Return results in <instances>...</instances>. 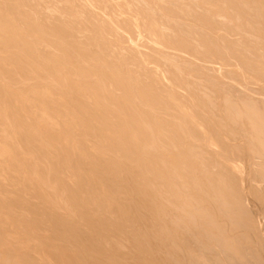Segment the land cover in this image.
<instances>
[{
	"label": "rangeland",
	"instance_id": "rangeland-1",
	"mask_svg": "<svg viewBox=\"0 0 264 264\" xmlns=\"http://www.w3.org/2000/svg\"><path fill=\"white\" fill-rule=\"evenodd\" d=\"M219 1L218 0H0V105H1L0 106V110H1L0 111V148H2V150H4L5 153L9 152L8 154L9 155L11 154L10 156L12 158L10 156L9 157L11 159L8 157L10 160L7 158L8 154H6V158H7L6 161L9 162V164L13 163L12 165L8 164L9 167L12 166V168L8 167L9 168L8 170H7V168H5L6 171L3 170L4 169L3 167L0 168V177H1L0 178V180H1V182H0V185H1L0 186L1 187L0 193L5 195V196H2L0 194V199H1V197H6L7 193H10V195L7 194V197H9V200H7L6 202L3 203V206L5 209L4 208L0 209V216L2 214L3 215L7 214L5 216L2 215V218L4 217L3 219L6 220V218L9 217L10 219L8 218V220H6L7 225L9 223L8 226L12 225V228H13V230H9V232H8L7 230L10 229L11 227L6 226L8 229H4L6 227H4L3 224L2 225L0 224V227L2 229V230L0 229V245H2V246H0V249H1L0 250V264H3V262H4V264H15L17 262L16 260L18 258H19V263H21L20 261L26 260V263L23 262V264H28V263L29 264H46V263L47 264H62V263L63 264H65V263H67V264H72V263L73 264H77V263L81 264L79 261L82 260V258H83L82 256H84L85 252H86L85 255L88 258L87 259L85 258V261L83 258V262H85V263H82V264H92V263L95 264L94 262L102 260L99 258L100 257L99 254L101 255L102 252H104L105 248H106V252L107 251L110 252L109 250L111 249L110 253L112 254L111 256H109L110 254L108 255L109 258L105 257L103 255L104 253L102 254L101 258H103V260L105 258V260H106L105 262L108 261L107 262L108 264H119V261H120V258L118 256L119 252H120V255H121V253H124V256L128 257L130 254V255H134L136 257L137 255L141 254L140 252L143 249L146 251H152L153 250L152 255L153 254L155 255L154 252L156 251L157 254L155 256H158V253H159V258L162 257V254L160 256V253L167 254L164 256H166V258L169 257V259L173 260V258H170V252L172 253L173 249L171 246L169 248V245H171L173 241L172 242L170 241L171 238L168 239L169 237L166 233V229L169 230L170 225L172 226V223H173L172 221L177 220L180 222V224L184 223L182 225H184L185 228L189 229V231L187 230V232L188 233L190 232V233H192V235H195V233H194L195 231H193L194 228L193 229L189 228V227H191V228L193 227V226H191L192 223H191V225H190V223H188V225H186V222H188L187 219H185L186 217H184V219L186 221L181 220V219H183L182 216H184V214H182L181 212L179 214V212H177V211L181 210L180 208H181V205H184L183 204L184 201L185 202L187 201L190 203L195 201V207L199 211L200 210L205 211L207 208L208 210H206V211H208L210 213V209H211V211H212L211 215L213 216V218H216V219L218 217V214L221 213L220 210H222V207H224V204L222 203V201H225V200H223L221 198L220 199L222 201L219 199H216L217 191L220 190L221 192L218 191V192H220V194H222V193L224 194V191H222V189H219V187H216L217 181L214 182L212 179V178H214V177L216 178L218 176L214 173L215 168L218 166L216 164L217 160L215 159V157H217V159L218 158L226 159L229 157L231 158L233 156L232 157L233 159L232 158L231 159L229 158V159L232 162L234 161L233 163L235 165L237 164L236 168H238V170H237V172H238L237 175H239L238 178L243 175L242 177L239 178V179H241L240 181L243 180L242 182H240V184H242V185L239 184L240 185V189H239L240 193L242 192L241 197H243L244 202L246 201L244 204L245 205L247 204L246 205V206H248L247 208L252 211L253 218L255 216V219L257 220V221H255L256 225H257V227L258 226L260 227L259 231H261L259 233H263V234H260V236L263 238L262 241L264 243V231H263V229H264V226H263L264 225V216H263L264 215V208H263L264 207V202H263L264 201V193H263L264 192V181L262 182V180H258L259 178L256 176L257 174H254L255 172L256 173L259 172V171H257L258 169H260V171H263L264 169L262 170L261 167L259 168L258 165L254 162L255 160H252L251 161L252 164H249L250 160L247 159L246 156H241V153H245V151H248V148H246V147H248V145H247V143H244V142H246L245 137L243 138L242 136H240L238 139L239 141L237 139L231 140V138L229 139V136L227 134H223L220 127L216 125V121H217L216 118H218V119H220V118L224 119V117L226 118L227 112H228V111H226L227 110L226 107L229 108V106H231L232 104H235L236 106L244 107L246 105V101H248L247 106H245V108L246 107L247 108L248 107L249 108L250 107L251 108L252 107L253 108H258V107L263 108L262 104L264 103L263 102L264 101V99H263L264 98V89H263L264 88V82H263L264 81V73H263L264 72V36L260 38L259 35L261 36V34H262L260 30H263V28L260 29V27L261 26L264 27V17H263L264 16V6H263L264 1L263 0H241V2L243 4L245 3L244 4L245 6L247 5V7H245V8L243 7V8L246 10L250 9L249 11L252 13L253 17L256 18L255 19L256 21H254L252 19L250 20L251 22H249V24H251V25L253 24L252 26L250 25V30L248 29L249 24H248V22H246L247 18L244 17V14H242L244 12V10L242 11V9H240L241 8L240 4H238L240 7L236 9V7H238V5L236 4L238 0L236 2H235V0H221V2H219ZM239 1H238V3H241ZM246 1L249 3H247ZM251 1H253L252 5H251ZM260 1H262V2H260ZM224 2L226 4H224ZM228 5H230L231 8ZM234 5H235V7H234ZM226 7H228V8H226ZM177 9H178V11H177ZM258 10H260V11H258ZM181 11H183V12H181ZM199 11H200V13H199ZM204 12L209 16H207ZM208 12L209 13L211 12L212 14L211 13L209 14ZM178 13H180V14H178ZM192 14H194V15H192ZM203 14H205V16H202ZM254 14H255V16H254ZM89 16H90V18H89ZM176 16H178V17H176ZM199 16H201L202 18ZM180 17H182V18H180ZM209 17H210V19H209ZM247 21H249V18L247 19ZM261 21H263V22H261ZM259 22H261V23H259ZM177 24H180V25H177ZM207 26H209V27H207ZM227 27H229L230 29ZM251 27L254 30H252ZM191 29L193 30V32H192L193 34L190 33V31H192ZM255 34H257L258 36L257 35L255 36ZM60 35H61V37H60ZM223 36H225V37L223 38ZM253 36H255V37H253ZM256 37H259L260 39L256 38ZM182 38L185 40H183ZM245 39H247V40H245ZM12 40H13V42H12ZM232 41H234V42H232ZM243 41H245L248 45L247 44L245 45L244 44L245 42H243ZM183 42H185L186 44ZM215 42H216V44H215ZM238 42L241 44H239ZM259 42H261V43H259ZM26 43H28V44H26ZM176 43H178V44H176ZM227 43L230 44V47L226 46ZM250 44H252V45H250ZM244 46L245 47L247 46L248 48H245ZM251 46L253 49L251 48ZM30 47H32V48H30ZM231 47L233 48V50H235V52L239 51V49L242 50L244 48V50H242V51H244L242 54L243 55L242 58H240L241 54H240V56L238 54V53H242V51L240 50V52H237L238 55H236V53L232 51ZM21 48H23L24 50L22 49V51H21ZM230 48H231V50H229ZM236 48H237V50H236ZM254 48H256L258 51H254L255 50ZM259 50H260V52H259ZM246 51H247V53H246ZM253 52L254 53L256 52L255 55L260 53L259 55H261V56L260 57H258L259 55L255 56ZM246 54H248V56H246ZM47 55H48V57H47ZM236 56H237V58H236ZM245 57H247L246 59H248V57H250L248 59L249 62L251 60H253L252 62H255V64L251 63V62L250 63L256 65V67L258 65L259 68L258 67L256 68L254 65H249L250 63L248 62V60H247V63H249L248 64L249 66L246 65L245 64L246 59L245 60L243 59ZM261 58H262V60H261ZM57 59H58V61H57ZM239 59H241V60H239ZM242 59H243V61H242ZM254 59H255V61H254ZM50 60H51V62H50ZM63 61H64V63H63ZM242 63H243V65H242ZM76 64H77V66H76ZM250 66L254 67L255 71L253 68L251 69ZM260 67H262L263 69ZM78 68H80V69H78ZM256 69H258L259 71ZM61 70H64L65 72L61 71ZM261 71H263V72H261ZM258 73H259V75H258ZM260 73H261V75H260ZM80 76H82V77H80ZM72 79H74V80H72ZM255 82H257V83H255ZM254 84H256V85H254ZM88 85H89V87H88ZM90 85L92 87H90ZM262 86H263V88H262ZM83 87H85L87 93L85 92V89ZM78 88H79V90H78ZM81 89H83V90H81ZM92 89H94V90H92ZM97 89H98V91H97ZM261 89H262V92H261ZM99 90H101V91H99ZM34 91H36V92H34ZM94 91H95V94L94 93L92 94V92H94ZM259 91H260V93H258ZM28 93H34L35 95L38 96L39 101H40V105H41V107L42 106L44 107V108L42 107V109H44V111H41V109L38 110L36 108H33V106L29 105V103L23 97L24 94H28ZM253 94H255V95H253ZM17 95L18 96L21 95V96L18 97ZM80 95L83 97V100H82V97ZM63 96H65V97L63 98ZM248 96H250V97H248ZM126 97H128V98H126ZM231 97H232V99H231ZM251 97L254 98L255 100L253 101V99ZM44 98H46V99L44 100ZM70 98H72V99H70ZM49 100H50V102H49ZM119 100H121V101H119ZM167 100H168V103H167ZM58 101L60 103H58ZM223 101H226V102H223ZM238 101H241V102H238ZM53 102H56V103H53ZM105 102H107V103H105ZM23 103L25 104V106ZM176 103H178V104H176ZM225 103H227V105ZM224 104H225V106H224ZM238 104H241V105H238ZM250 105H253V106H250ZM64 106H66V108ZM263 106H264V104H263ZM9 108H11V109H9ZM185 108H186V110H185ZM45 109L48 111V113ZM89 109H90V111L92 110L93 112L94 111H96V112L93 113L91 111V114H89L90 113ZM115 109H117V110H115ZM64 110H66V111L64 112ZM85 110H86V113L89 114V116H87V114L84 113ZM104 110H105V112H104ZM6 111H9V112L6 113ZM13 111H14V113H13ZM133 111L135 113H137V111H138V114H137L138 117L136 116V114H132V113H134ZM27 112H28V114H27ZM184 112L188 115L187 118H186V115H184L185 114ZM78 115L80 118L78 117ZM147 115H149L150 117L149 116L147 117ZM219 115H221V116H219ZM53 116H54V118H53ZM102 116H104V117H102ZM222 116H224V117L222 118ZM73 117H74V119H73ZM55 118L57 120H55ZM191 118L194 121H195V119H197L195 122L192 120L193 121L192 123H194L193 125L195 127H197L199 125V123H200V126L205 124V127L203 125L202 128L204 127L203 130L205 129L206 133H205V130L203 131V134L199 133L201 135V136L199 135V138H198V136L194 135L192 132L185 129V128H187V129L189 128V130H190L189 126H191V122L187 119L191 120ZM141 120H142V122H141ZM70 121H71V123H70ZM111 121H112V123H110ZM174 121H175V123H174ZM186 121H187V123H186ZM197 121H200V122L197 123ZM63 122H64V124H63ZM104 122H105V124H104ZM165 122H167V123L165 124ZM201 122H203V123L201 124ZM54 123H56L57 125ZM137 123H138V125H137ZM93 124L95 125V128L93 127L94 126ZM175 124H177V125H175ZM195 124L196 125L198 124V125L196 126ZM144 125H145V127H144ZM38 126H39V128H38ZM123 126H124V128H123ZM141 126H142V128H140ZM215 126H216V129H218V132H220V137H218L217 135L216 136H217V139L221 142V145H219L220 143L217 145V142H216L217 140L215 138L216 136L212 132V131H214ZM134 127L135 128L137 127V128L135 129ZM113 128H116V129L113 130ZM130 128H132V129H130ZM144 128H147L148 131H146L147 129L145 130ZM198 128H199V126H198ZM23 129H24V131H23ZM139 129H141V130H139ZM38 130H39V132H38ZM149 131H151V133ZM186 131H188V132H186ZM80 132H82V133H80ZM41 133H42V135H41ZM107 133H108V135H106ZM140 133H142V135ZM70 134L72 135V137L70 136ZM137 134L139 135V137H137L138 136ZM148 134H150V135H148ZM16 135H18V136H16ZM44 135H46V136H44ZM124 135L126 137H129V138H126ZM133 135H134V137H133ZM156 135H158V136H156ZM212 135H214L215 137H213ZM107 136H108V138H107ZM109 136H110V138H109ZM222 136H223V138L221 139ZM165 137H167V138H165ZM200 137L202 138V140L200 139ZM203 137H205V138H203ZM207 137L210 138V140H212V142L214 141L213 144H215V142H216V144L211 146L212 142H210L209 139L207 140V142H210V143H208L209 144L208 146H210V147H208L207 144H203V142L207 143L206 142ZM58 138H59V140H61V142H59V140H57ZM71 138H72V140H71ZM101 138H103V140H100ZM143 138H146V140ZM174 138H175V140H174ZM224 138H225V142H224ZM3 139H5V140H3ZM14 139L16 141H14ZM73 139L75 140L74 144H77V143L79 144V142H80V145H81V144H83V141H84V144H86V143L89 144V142H90L89 149L87 150L88 152L86 151L84 153L86 156H84V154H83L84 158H83L82 154L79 155L77 153V149H75L76 152L74 153L75 150H73V148L70 147L66 143L69 141L73 142L74 141ZM121 139H122V141H121ZM152 139H153V141H152ZM166 139H167V142L165 141ZM180 139H182V140H180ZM196 139H197V141H198V139H200L201 141L199 140L197 142ZM169 140H171V141H169ZM127 141H128V143H126ZM233 141L236 143H234ZM91 142H92V148H90ZM110 142H111V144H110ZM143 142H145V143H143ZM148 142H150V143H148ZM162 142H163V144H162ZM172 142L175 145L177 144L176 145L177 147L175 145H173ZM188 142L189 143L191 142L190 145ZM200 142H202V143H200ZM228 142H230V143L228 144ZM184 143H185V146H184ZM222 143H223V145H222ZM233 143L235 145H232ZM7 144H9V145H7ZM41 144H43V145H41ZM171 144H172V146H171ZM4 145L9 146V147H5ZM66 145H67V147H66ZM137 145H139V146H137ZM143 145H144V147H143ZM243 145H245L246 147ZM23 146H25V147H23ZM49 146H50V148H49ZM165 146L168 149L165 148ZM196 146H197V148H196ZM214 146H215V148H214ZM129 147H132V148H129ZM180 147L184 148L185 150L181 149ZM235 147H237V148H235ZM240 147H243L242 150ZM7 148H9L8 151H7ZM23 148H24V150H23ZM93 148L94 149L96 148L95 152L90 151V149L92 150ZM100 148L102 151L97 152L98 149L100 150ZM144 148H145V150H143ZM149 148L150 149L152 148V149L150 150ZM94 149H93V151H94ZM189 149H190V151H189ZM46 150H48V151H46ZM210 150L212 151L211 155L209 154L211 152ZM223 150L227 151L228 153L224 152ZM11 151H16V153L11 152ZM186 151L187 152L189 151V152L186 153ZM24 152L26 153L25 155H24ZM102 152H104V153H102ZM213 152H215V153H213ZM12 153H13V155H12ZM27 153H28V155H27ZM33 153L35 154L34 155L35 157L33 156ZM44 153H46V154L44 155ZM49 153L51 155H49ZM56 153L58 154V156ZM76 153H77V156H75ZM89 153H93V154H89ZM105 153L108 155H106ZM225 153H226V156H225ZM14 154H16V155H14ZM87 154L89 157L87 156ZM97 154H98V159L95 160L97 158L96 157ZM109 154H111V155H109ZM162 154H164V155H162ZM170 154L172 155V157ZM174 154L177 156L175 157ZM179 154H180V156H179ZM203 154H205V155H203ZM231 154H232V156H231ZM19 155H20V157L21 156L22 157L20 158ZM52 155H53V157H52ZM78 155L80 157H78ZM94 155H96V156H94ZM102 155H104V157ZM197 155H198V157H197ZM236 155H237V158H236ZM14 156H15V158H14ZM73 156H75V157H73ZM99 156L100 157L102 156L103 158H105L107 156L108 160H106V159L102 160V157H101V160H99L100 159ZM108 156H110V157L108 158ZM168 156H169V158H167ZM181 156L184 158L187 157L188 159L186 158V160L189 161V159H190V161H193L194 164H192L193 162H190V161L189 162L184 161V158H182ZM238 156H239V158H238ZM18 157L20 158V160H22L24 158L23 159L24 161L22 160L24 163H21L22 161L20 162ZM50 157H52V158H50ZM87 157L89 159H87ZM161 157H163V160ZM173 157H175V158H173ZM240 157H245V158H240ZM66 158H67V160H66ZM85 158L87 159V161ZM92 158L93 159L95 158V159L93 160ZM156 158H158L159 161ZM164 158L166 159V161L167 160L168 161L166 162ZM205 158H207V159H205ZM13 159H15V161ZM26 159L29 163L27 161H25ZM32 159H33V161H32ZM50 159H51V161H50ZM171 159H173L174 161ZM196 159H197V161H196ZM200 159L203 161V163ZM71 160H72V162H71ZM48 161H50V162H48ZM100 161L101 162L103 161V163H104V161H106V165L100 164L101 163ZM241 161L245 164H243ZM25 162H27L28 166ZM38 162H40L39 163L40 165L38 164ZM52 162H54V163H52ZM108 162H109V165L107 164ZM159 162H161V163H159ZM196 162H197V164H196ZM214 162L216 165L214 164ZM238 162L240 165H238ZM43 163H45V164H43ZM75 163H77V164H75ZM137 163H138V165H137ZM55 164H56V166H55ZM121 164H123V165H121ZM127 164H128V166H127ZM170 164H171V166H170ZM190 164H192V165H190ZM198 164H199V167H198ZM253 164H254V166H253ZM47 165H49V166H47ZM107 165L110 167L108 168ZM114 165H115V167H114ZM194 165H195V167H193ZM250 165H252V166L250 167ZM63 166H65V167H63ZM176 166H178L179 168ZM200 166L203 168L201 169ZM28 167L30 169H28ZM187 167L192 169L191 171H189L190 173L187 172L188 171ZM196 167H198L200 169L197 168L198 169V171H197ZM210 167L212 168V170ZM254 167H256V168H254ZM257 167H258V169H257ZM21 168L23 169V171ZM205 168H206V171L208 169V172L205 171ZM27 169H28V171H26ZM33 169H34V171H33ZM73 169H75V171ZM108 169H109V171H108ZM183 169L184 170L186 169V170L184 171ZM251 169H253V171ZM36 170L38 172H36ZM83 170H85L86 172ZM176 171H178V172H176ZM195 171H196V173L199 172V174L198 175L196 173L194 174ZM201 171H203L204 176L206 177V180L208 178L207 181L203 180L202 177H204V176L202 175L203 173ZM21 172H22V174H21ZM26 172H29V173H26ZM73 172H74V175H73ZM79 172L80 173L83 172L84 174H80ZM128 172H130V173H128ZM25 173L28 175V177ZM85 173H87V174H85ZM127 173L130 175H128ZM177 173L179 174V177L181 175L180 179L177 178V176H178ZM29 174H30V176H29ZM56 174H58V175H56ZM175 174L177 176H175ZM187 174H188V176H187ZM210 174H212V175H210ZM14 175H15V177H14ZM4 176H6V177H4ZM48 176H50L54 180L52 179L53 180L52 181L51 179H48V178H50ZM54 176H56V177H54ZM84 176H86L88 178H86ZM103 176H104V178H103ZM192 176H193V179H192ZM245 176L247 177V179ZM18 177H19V179H18ZM30 177H34V179L30 178ZM80 177H81V179H80ZM205 177H204V179H205ZM12 178H13V180H12ZM2 179H4V180H2ZM14 179H16V180H14ZM88 179H89V181H87ZM6 180L8 181V183H6L7 182ZM9 180H10V182H9ZM63 180H65V181H63ZM183 180L186 182H184ZM199 180H201V181H199ZM42 181H44V182H42ZM99 181H101L100 185H97V183L99 184ZM195 181H198V182H195ZM203 181L206 183L207 182H210V183L206 184ZM246 181L248 184L246 183ZM248 181H250V182H248ZM12 182H14L16 184H14ZM21 182H22V184L19 185V183H21ZM86 182H88V183H86ZM89 182L93 183V184H90ZM11 183L13 184V186L11 185ZM43 183L45 184L46 187L43 186L44 185ZM64 184H66V185H64ZM71 184H72V186H71ZM9 185H10V187H9ZM21 185H22V187H21ZM40 185H42L41 188H40ZM68 185H69V187H68ZM15 186H17V187H15ZM61 186H62V188H61ZM89 186H91V187H89ZM225 186H226V184H225ZM241 186H243V188ZM13 187H15V188H13ZM96 187H99V188H96ZM66 188H67V191H66ZM86 188H88V190H86ZM122 188H123V190H122ZM25 189L26 190L28 189V190L25 191ZM30 190L32 191V194H31ZM69 190H70V192H69ZM226 190H228V189L225 188V191ZM60 191L62 193H60ZM72 191H74V192H72ZM82 191H83V193H82ZM243 191H244V193H243ZM80 193L82 194V196H80L81 195ZM177 193L180 195V197H181V195L183 196V198H184L183 201L181 199L182 197L180 198ZM206 193H208V194H206ZM45 194H46V196H45ZM75 194H76V198H75ZM163 194H165V195H163ZM174 194L175 195L177 194V195L175 196ZM202 194H205V196L204 195L202 196ZM213 194L214 195L216 194V196H214ZM246 194H248V195H246ZM16 195H17V197H16ZM32 195H34V197ZM41 195H43L44 197ZM77 195L80 197H77ZM167 195H168V197H167ZM251 195H254L255 198H253V196H251ZM11 196H13V197H11ZM20 196L22 197V199L24 200V202L26 204L24 202H23L24 204L22 203V201H21L22 199L21 200L18 199V197H20ZM49 196H52V197H49ZM10 197L13 198L12 199L13 201L15 200L16 204L12 203L13 201L11 202ZM62 197L64 198V200ZM204 197L206 199H204ZM262 197H263V199H262ZM16 198L18 199L17 201H16ZM46 198L49 199V201ZM96 198L98 199V201L96 200ZM175 198H177L178 200L176 201ZM185 198L190 199V201L185 200ZM217 198H219V197L217 196ZM56 199H58V200H56ZM83 199H84V201H83ZM25 200H27V201H25ZM28 200H29V202H28ZM155 200H157V201H155ZM174 200H175V202H174ZM196 200H197V202H196ZM8 201L11 203H9ZM180 201H182V202H180ZM219 201L222 204L219 203ZM7 202L10 204V207H9V204L7 205ZM27 202H28V204L30 203L28 205L29 208H27ZM43 202H45V203H43ZM80 202H81V205L79 204ZM83 202H85V203L83 204ZM202 202H203V204H202ZM217 202L219 204H217ZM47 203H49V204H47ZM67 203H70L71 205L67 204ZM173 203H174V205H173ZM45 204H46V206H45ZM151 204H152V206H151ZM211 204H213V205H211ZM0 205H2L1 202H0ZM43 205H44L45 209H44V207H42ZM201 205H204V206L207 205V206H205L206 208L203 209L204 206H201ZM24 206H26V207H24ZM47 206H48V208L46 209ZM49 206L51 209L49 208ZM53 206L56 208H54ZM104 206H105V209H104ZM130 206H131V208H130ZM138 206H140V207H138ZM147 206H149V207L147 208ZM170 206H172V207H170ZM141 207H142V209H141ZM208 207H210V208H208ZM31 208L35 209L34 212H36V210H38L39 212L38 213L36 212L34 214L33 211L30 210ZM138 208L140 210H137ZM171 208H173L176 211V214H175V211H173V209H171ZM176 208L179 210H177ZM217 208H220V209L217 210ZM22 209H24V210H22ZM73 209H75L76 212L73 211ZM90 209H92V210H90ZM167 209H168V212H167ZM50 210H52V211H50ZM170 210H172L173 212H171V213H174V214L171 215L169 212ZM9 211H11L12 213ZM17 211H18V213H15ZM77 211H79V212H77ZM109 211H110V213H109ZM118 211H119V214H118ZM106 212H107V214H106ZM21 213L22 214L25 213V214L21 215ZM50 213H51V215H50ZM57 213H59V214H57ZM84 213H85V216L82 215ZM99 213L100 214L102 213V214L100 215ZM134 213H136V214H134ZM152 213H153V215L155 214V216H152ZM166 213H169L170 215L166 214ZM213 213H215V214L217 213L216 214L217 217H216V215L214 216ZM65 214H66V217H65ZM94 214H96V216ZM156 214H158V216ZM8 215H10V216H8ZM34 215H39V216L36 217ZM62 215L64 216V218ZM80 215H81V218H80ZM168 215L172 217V219H173L172 221H171V217H169ZM176 215L178 216L177 218L180 220H178L176 218ZM45 216H46V218H44ZM92 216H93V218H92ZM97 216H99V217H97ZM142 216H143V219H142ZM25 217H28V219ZM70 217H71V219H70ZM78 217H79V221H78ZM163 217H164V219H163ZM136 218H138V219H136ZM148 218H150V219H148ZM154 218H155V220H154ZM29 219L31 220L30 223H31L32 227H30L31 225L28 221ZM39 219H40V221H39ZM49 219L52 221H50ZM53 219H55L57 222ZM93 219H94V221H93ZM168 219H170V220L168 221ZM34 220L37 222L36 223L33 222ZM62 220H64L65 222L67 221V222L65 223ZM72 220H73V222H72ZM121 220H122V223H121ZM136 220H138V221H136ZM152 220H153V222H152ZM46 221L47 222L50 221V222L47 223ZM68 221L71 223H69ZM181 221H182V223H181ZM75 222L76 223L79 222V224H75ZM80 222H81V224H80ZM150 222L153 226H151ZM216 222L222 223L221 220L220 221L217 220ZM23 223H24V225H23ZM26 223H28L29 226H28V224L25 226ZM83 223H84V225H83ZM118 223H120V224H118ZM134 223L137 225H132ZM138 223H139L140 227L138 226ZM148 223L150 224L151 228L153 229V231H152L154 234L153 236H152L151 230H149L150 227L147 226ZM153 223H156V224L159 223V224H157V225L155 224L157 227L156 226L154 227ZM13 224H15V225H13ZM50 224H51V226H50ZM56 224H57V226H56ZM185 225L188 227H186ZM13 226L16 228L14 229ZM79 226H81V227H79ZM106 226H108V227H106ZM146 226L148 227V229L146 228ZM160 226H162V227L167 226L168 228L165 227V229H164V227L162 228ZM19 227L23 228V231H21L22 229ZM28 227L31 229H29ZM33 227H35L34 228L35 230L33 229ZM37 227H39V228H37ZM44 227H45V229H44ZM17 228H19V231L17 230ZM60 228L62 231L60 230ZM99 228H100V230H99ZM52 229H54L55 231ZM64 229L66 231H64ZM110 229H112V231ZM136 229L137 230L140 229L143 233L145 232L144 230H146V232H148V233L150 231L151 232V233H149L150 236L146 233L143 234L140 230H138V232H137ZM155 229H157V230H155ZM158 229L160 232H156V231H158ZM37 230L41 231V232H38ZM115 230H117V231H115ZM123 230L126 232H124ZM190 230H192L193 232H191ZM16 231L21 232L23 234L27 233L24 235V237H25L24 247H23L22 241H18V240L16 241L15 240L16 238L14 236L17 233ZM75 231H78V232H75ZM96 231H97V233H96ZM139 231H140V233H139ZM162 231H165V232H162ZM3 232H5V233H3ZM90 232H92V233H90ZM69 233H71V234H69ZM106 233H107V235H106ZM118 233H119V235H118ZM157 233H160V234L162 233L163 235L158 234V236L160 238L157 239L158 238ZM164 233H166V234H164ZM236 233L240 234L238 232H235V233H233V235ZM5 234H6V236H5ZM61 234H63V235H61ZM87 235H88V238H87ZM114 235H116V236H114ZM132 235H135L136 240H137L136 241L137 244L138 243L140 244L139 246L137 244H135L134 242H133L134 244L130 245L132 243L130 241V238ZM140 235H145L146 239H145V236L142 237ZM205 235H206L205 237H207V234H205ZM60 236H61V238H60ZM112 236L115 238H113ZM119 236H120V238H119ZM129 236H130V238H127ZM147 236H149V238ZM155 236L157 238H155ZM1 237H2V239H1ZM29 237H33V238L31 239ZM138 237H140V238L137 239ZM164 237H165V239L168 237L167 240L163 241ZM40 238H42V240ZM142 238L145 240V242H147V245L143 241ZM63 239H65V240H63ZM88 239H90V240H88ZM100 239H101V242H100L101 244L98 243L99 241H97ZM133 239H135L134 236H133ZM27 240H28V242H25ZM107 240H109V241H107ZM122 240L124 241V243ZM59 241H60V243L62 241V243L60 244ZM71 241L72 242L74 241L73 243H75V241H76V243L72 245L70 243ZM104 241H105V243H104ZM142 242H144L145 245ZM189 242L191 243V244L189 243V245L191 246L193 242L192 241H189ZM27 243H30V244L34 243V244L33 245L28 244L29 245L28 246ZM57 243H59V244L57 245ZM159 243L161 245H159ZM36 244H38V245H36ZM41 244H42V246H41ZM47 244H48V246H47ZM54 244H56L57 247L60 246L61 248L58 247L59 248L58 249L57 247H55ZM106 244H108V245L105 246ZM155 244H157L158 246L156 245L154 248L153 245H155ZM66 245H68V246H66ZM98 245L100 246L101 250H100ZM193 245H192V247L196 248V246H193ZM104 246H105V248L103 249L102 247H104ZM133 246H134V248H133ZM161 246L165 247L168 250H166L165 248H163L162 250H159V249H161ZM47 247H49V248H47ZM52 247H54V248H52ZM76 247H78L79 250ZM156 247H159V249L157 248L158 251L156 250ZM29 248H31L32 250ZM50 248L52 251H48V250H50ZM91 248H92V250H90ZM107 248H108V250H107ZM153 248L155 249V251ZM62 249L65 251H63ZM138 250H140V251L138 252ZM59 251H60V253H59ZM89 251L92 252V255ZM94 251H95V253H94ZM162 251H164V252H162ZM167 251H170V252L167 253ZM180 251L181 250H179V253H180ZM21 252H23V253H21ZM47 252L49 254H50V252H53V253L48 255ZM55 252H58L57 254H59V255L56 256ZM182 252L183 251H181V254H182ZM40 253H42L43 255ZM96 253H98V254H96ZM126 253L128 255H125ZM25 254H26V256H23ZM53 254H54V256H53ZM60 254L63 256H61ZM2 255H4V256H2ZM115 255L118 257H116ZM97 257H98V260L95 261V259ZM111 257H113V258L111 259ZM22 258H24V259H22ZM68 258H70V259H68ZM107 258H108V260H107ZM31 259H33V260H31ZM114 259H115V261H114ZM169 259L167 258V260H169ZM38 260H40V261H38ZM76 260H78V261H76ZM31 261H33V262H31ZM50 261H51V263H50ZM68 261H69V263H68ZM89 261H90V263H89ZM141 261H142V264L147 263L144 260H141ZM122 262H124L123 259H122ZM158 263H159V261H158ZM171 263H173V262H171Z\"/></svg>",
	"mask_w": 264,
	"mask_h": 264
},
{
	"label": "bare ground",
	"instance_id": "bare-ground-1",
	"mask_svg": "<svg viewBox=\"0 0 264 264\" xmlns=\"http://www.w3.org/2000/svg\"><path fill=\"white\" fill-rule=\"evenodd\" d=\"M219 1V0H218ZM237 0H235V2H236ZM239 1V0H238ZM238 1H237V5L238 4H240V6H241V8L240 9H242V11L244 10V12L242 13V14H244V17H246L247 19L249 18V21H247V19H246V22H248V24H249V22H251L250 20L252 19V20H254V21H256L255 19V17H253V15H252V13L247 9H244L245 7H247V5L245 6L242 2H241V0L239 1V2H241V3H238ZM264 1V0H263ZM219 2H221V0L219 1ZM223 2V1H222ZM226 2V1H225ZM224 2V4H226ZM230 2V1H229ZM234 2V3H235ZM247 2V1H246ZM252 2L253 1H251V5H252ZM257 2V1H256ZM259 2V1H258ZM260 2H262V1H260ZM206 3V2H205ZM247 3H249V2H247ZM223 4V3H222ZM228 4V3H227ZM235 4V5H236ZM261 4V3H260ZM181 5V4H180ZM235 5H234V7H235ZM262 5V4H261ZM228 6H230V5H228ZM239 5H238V7H236V9L237 8H239L240 7ZM256 6V5H255ZM264 6V5H263ZM233 7V6H232ZM233 7V8H234ZM244 7V8H243ZM254 7V6H253ZM178 8V7H177ZM182 8V7H181ZM226 8H228V7H226ZM230 8H231V6H230ZM232 8V9H233ZM255 8V7H254ZM169 9V8H168ZM167 9V10H168ZM239 9V10H240ZM262 9V8H261ZM182 10V9H181ZM184 10V9H183ZM188 10V9H187ZM229 10V9H228ZM234 10V9H233ZM232 10V11H233ZM174 11V10H173ZM177 11H178V9H177ZM208 11V10H207ZM237 11V10H236ZM235 11V12H236ZM241 11V10H240ZM241 11V12H242ZM258 11H260V10H258ZM149 12V11H148ZM181 12H183V11H181ZM212 12V11H211ZM210 12V13H211ZM238 12V11H237ZM240 12V13H241ZM199 13H200V11H199ZM205 13V12H204ZM209 13V12H208ZM209 13V14H210ZM239 13V12H238ZM255 13V12H254ZM262 13V12H261ZM178 14H180V13H178ZM186 14V13H185ZM188 14V13H187ZM206 14V13H205ZM205 14H203L202 16H205ZM212 14V13H211ZM219 14V13H218ZM263 14V13H262ZM89 15V14H88ZM192 15H194V14H192ZM201 15V14H200ZM207 15V14H206ZM216 15V14H215ZM237 15V14H236ZM153 16V15H152ZM180 16V15H179ZM207 16H209V15H207ZM206 16V17H207ZM214 16V15H213ZM239 16V15H238ZM243 16V15H242ZM254 16H255V14H254ZM258 16V15H257ZM110 17V16H109ZM176 17H178V16H176ZM199 17H201V16H199ZM220 17V16H219ZM264 17V16H263ZM89 18H90V16H89ZM180 18H182V17H180ZM202 18V17H201ZM222 18V17H221ZM237 18V17H236ZM254 18V19H253ZM209 19H210V17H209ZM235 19V18H234ZM169 20V19H168ZM218 21V20H217ZM237 21V20H236ZM173 22V21H172ZM182 22V21H181ZM180 22V23H181ZM211 22V21H210ZM216 22V21H215ZM258 22V21H257ZM261 22H263V21H261ZM261 22H259V23H261ZM242 23V22H241ZM253 23V22H252ZM101 24V23H100ZM207 24V23H206ZM211 24V23H210ZM220 24V23H219ZM160 25V24H159ZM177 25H180V24H177ZM205 25V24H204ZM225 25V24H224ZM243 25V24H242ZM250 25L251 24H249V30H250ZM253 25V24H252ZM251 25V26H252ZM255 25V24H254ZM262 25V24H261ZM182 26V25H181ZM227 26V25H226ZM71 27V26H70ZM207 27H209V26H207ZM230 27V26H229ZM229 27H227V28H229ZM232 27V26H231ZM248 27V26H247ZM125 28V27H124ZM188 28V27H187ZM252 28V27H251ZM255 28V27H254ZM261 28H263V30H260L261 31V36L259 35V37L261 38V37H263L264 36V27H260V29ZM225 29V28H224ZM230 29V28H229ZM232 29V28H231ZM256 29V28H255ZM187 30V29H186ZM192 30V29H191ZM252 30H254L253 28H252ZM259 30V29H258ZM85 31V30H84ZM180 31V30H179ZM185 31V30H184ZM189 31V30H188ZM187 31V32H188ZM246 31V30H245ZM259 31V32H260ZM193 32V30L192 31H190V33L191 34H193L192 33ZM229 32V31H228ZM252 32V31H251ZM258 32V33H259ZM101 33V32H100ZM234 33V32H233ZM247 33V32H246ZM253 33V32H252ZM257 33V32H256ZM70 34V33H69ZM243 34V33H242ZM260 34V33H259ZM39 35V34H38ZM41 35V34H40ZM161 35V34H160ZM189 35V34H188ZM254 35V34H253ZM257 34H255V36H256ZM255 36H253V37H255ZM258 36V35H257ZM60 37H61V35H60ZM225 36H223V38H224ZM227 37V36H226ZM259 37H256V38H259ZM21 38V37H20ZM19 38V39H20ZM209 38V37H208ZM246 38V37H245ZM259 38V39H260ZM9 39V38H8ZM16 39V38H15ZM23 39V38H22ZM26 39V38H25ZM102 39V38H101ZM183 39V38H182ZM227 39V38H226ZM244 39V38H243ZM7 40V39H6ZM11 40V39H10ZM179 40V39H178ZM183 40H185V39H183ZM187 40V39H186ZM222 40V39H221ZM245 40H247V39H245ZM255 40V39H254ZM258 40V39H257ZM22 41V40H21ZM43 41V40H42ZM236 41V40H235ZM12 42H13V40H12ZM18 42V41H17ZM54 42V41H53ZM165 42V41H164ZM189 42V41H188ZM224 42V41H223ZM232 42H234V41H232ZM237 42V41H236ZM243 42H245V41H243ZM255 42V41H254ZM15 43V42H14ZM20 43V42H19ZM24 43V42H23ZM181 43V42H180ZM183 43H185V42H183ZM190 43V42H189ZM239 43V42H238ZM259 43H261V42H259ZM22 44V43H21ZM26 44H28V43H26ZM80 44V43H79ZM176 44H178V43H176ZM186 44V43H185ZM215 44H216V42H215ZM220 44V43H219ZM224 44V43H223ZM234 44V43H233ZM232 44V45H233ZM236 44V43H235ZM239 44H241V43H239ZM245 45L247 44L246 42L244 43ZM255 44V43H254ZM15 45V44H14ZM248 45V44H247ZM250 45H252V44H250ZM262 45V44H261ZM16 46V45H15ZM190 46V45H189ZM226 46H229L230 47V44H228L227 43V45ZM234 46V45H233ZM232 46V47H233ZM237 46V45H236ZM241 46V45H240ZM243 46V45H242ZM260 46V45H259ZM228 47V48H229ZM231 47V48H232ZM245 47V46H244ZM30 48H32V47H30ZM210 48V47H209ZM231 48L229 49V50H231ZM238 48V47H237ZM237 48H236V50H237ZM245 48H248L247 46L245 47ZM251 48H252V46H251ZM257 48V47H256ZM256 48H254L255 50L254 51H258ZM260 48V47H259ZM258 48V49H259ZM262 48V47H261ZM17 49V48H16ZM22 49L23 48H21V51H22ZM35 49V48H34ZM235 49V48H234ZM253 49V48H252ZM24 50V49H23ZM83 50V49H82ZM192 50V49H191ZM216 50V49H215ZM228 50V51H229ZM240 50L241 49H239V51H236L235 52V50H233V48H232V51L233 52H235L236 53V55H238L239 54V56H240V54H241V56H240V58H242V54H243V52L244 51H242V50H244V48L241 50L242 51V53H238L237 54V52H240ZM246 50V49H245ZM39 51V50H38ZM68 51V50H67ZM251 51V50H250ZM31 52V51H30ZM61 52V51H60ZM259 52H260V50H259ZM62 53V52H61ZM221 53V52H220ZM246 53H247V51H246ZM251 53V52H250ZM254 53V52H253ZM256 53V52H255ZM255 53H254V55H255ZM211 54V53H210ZM226 54V53H225ZM245 54V53H244ZM260 53H258L257 55H259ZM54 55V54H53ZM134 55V54H133ZM257 55H255V56H257ZM36 56V55H35ZM61 56V55H60ZM71 56V55H70ZM223 56V55H222ZM238 56V57H239ZM245 56V55H244ZM246 56H248V54H246ZM261 55H259L258 57H260ZM263 56V55H262ZM47 57H48V55H47ZM56 57V56H55ZM134 57V56H133ZM46 58V57H45ZM61 58V57H60ZM236 58H237V56H236ZM247 57H245V58H243L244 60L246 59ZM250 57H248V59H249ZM252 58V57H251ZM59 59V58H58ZM58 59H57V61H58ZM76 59V58H75ZM243 59H242V61H243ZM248 59H246V62H245V64L246 65H248L250 62L251 63H254L255 64V62H252L253 60H251L250 62H249V60ZM56 60V59H55ZM81 60V59H80ZM213 60V59H212ZM239 60H241V59H239ZM247 60H248V62L249 63H247ZM261 60H262V58H261ZM39 61V60H38ZM37 61V62H38ZM41 61V60H40ZM53 61V60H52ZM61 61V60H60ZM65 61V60H64ZM64 61H63V63H64ZM78 61V60H77ZM236 61V60H235ZM254 61H255V59H254ZM50 62H51V60H50ZM71 62V61H70ZM229 62V61H228ZM234 62V61H233ZM238 62V61H237ZM241 62V61H240ZM43 63V62H42ZM95 63V62H94ZM249 64V65H254V64ZM66 64V63H65ZM75 64V63H74ZM61 65V64H60ZM242 65H243V63H242ZM248 65V66H249ZM263 65V64H262ZM261 65V66H262ZM76 66H77V64H76ZM107 66V65H106ZM255 67H256V65H254ZM260 66V65H259ZM251 67V66H250ZM257 67H258V65H257ZM256 67V68H257ZM62 68V67H61ZM101 68V67H100ZM254 69V71H255V68L254 67H251V69ZM259 68V67H258ZM260 68H262V67H260ZM77 69V68H76ZM78 69H80V68H78ZM249 69V68H248ZM263 69V68H262ZM55 70V69H54ZM60 70V69H59ZM67 70V69H66ZM94 70V69H93ZM256 70H258V69H256ZM61 71H64V70H61ZM69 71V70H68ZM79 71V70H78ZM81 71V70H80ZM84 71V70H83ZM106 71V70H105ZM218 71V70H217ZM259 71V70H258ZM56 72V71H55ZM60 72V71H59ZM65 72V71H64ZM261 72H263V71H261ZM72 73V72H71ZM253 73V72H252ZM264 73V72H263ZM262 73V74H263ZM61 74V73H60ZM73 74V73H72ZM84 74V73H83ZM199 74V73H198ZM67 75V74H66ZM257 75V74H256ZM258 75H259V73H258ZM260 75H261V73H260ZM60 76V75H59ZM50 77V76H49ZM65 77V76H64ZM80 77H82V76H80ZM103 77V76H102ZM66 78V77H65ZM30 79V78H29ZM102 79V78H101ZM234 79V78H233ZM240 79V78H239ZM34 80V79H33ZM49 80V79H48ZM59 80V79H58ZM62 80V79H61ZM69 80V79H68ZM72 80H74V79H72ZM106 80V79H105ZM261 81V80H260ZM51 82V81H50ZM73 82V81H72ZM79 82V81H78ZM95 82V81H94ZM264 82V81H263ZM2 83V82H1ZM54 83V82H53ZM63 83V82H62ZM255 83H257V82H255ZM52 84V83H51ZM73 84V83H72ZM78 84V83H77ZM115 84V83H114ZM135 84V83H134ZM4 85V84H3ZM2 85V86H3ZM59 85V84H58ZM74 85V84H73ZM79 85V84H78ZM101 85V84H100ZM106 85V84H105ZM124 85V84H123ZM127 85V84H126ZM254 85H256V84H254ZM64 86V85H63ZM113 86V85H112ZM132 86V85H131ZM49 87V86H48ZM71 87V86H70ZM87 87V86H86ZM88 87H89V85H88ZM90 87H92L91 85H90ZM155 87V86H154ZM4 88V87H3ZM6 88V87H5ZM46 88V87H45ZM44 88V89H45ZM51 88V87H50ZM74 88V87H73ZM77 88V87H76ZM84 89H85V87H83ZM102 88V87H101ZM119 88V87H118ZM262 88H263V86H262ZM8 89V88H7ZM62 89V88H61ZM71 89V88H70ZM69 89V90H70ZM91 89V88H90ZM235 89V88H234ZM255 89V88H254ZM258 89V88H257ZM264 89V88H263ZM75 90V89H74ZM78 90H79V88H78ZM81 90H83V89H81ZM92 90H94V89H92ZM141 90V89H140ZM256 90V89H255ZM260 90V89H259ZM65 91V90H64ZM88 91V90H87ZM91 91V90H90ZM96 91V90H95ZM95 91L94 92H92V94L94 93L95 94ZM97 91H98V89H97ZM99 91H101V90H99ZM147 91V90H146ZM34 92H36V91H34ZM71 92V91H70ZM81 92V91H80ZM85 92H86V89H85ZM89 92V91H88ZM261 92H262V89H261ZM23 93V92H22ZM40 93V92H39ZM83 93V92H82ZM81 93V94H82ZM87 93V92H86ZM141 93V92H140ZM258 93H260V91L258 92ZM21 94V93H20ZM68 94V93H67ZM90 94V93H89ZM137 94V93H136ZM142 94V93H141ZM153 94V93H152ZM151 94V95H152ZM246 94V93H245ZM257 94V93H256ZM16 95V94H15ZM79 95V94H78ZM84 95V94H83ZM97 95V94H96ZM95 95V96H96ZM123 95V94H122ZM147 95V94H146ZM253 95H255V94H253ZM18 96V95H17ZM16 96V97H17ZM21 96V95H20ZM20 96H18V97H20ZM40 96V95H39ZM53 96V95H52ZM81 96V95H80ZM98 96V95H97ZM102 96V95H101ZM114 96V95H113ZM126 96V95H125ZM138 96V95H137ZM144 96V95H143ZM205 96V95H204ZM17 97V98H18ZM23 97L26 99V101L29 103V105H31V106H33V108H36V109H41V111H44V109H42V107H41V105H40V101H39V98H38V96L37 95H35L34 93H28V94H24L23 95ZM47 97V96H46ZM65 96H63V98H64ZM77 97V96H76ZM82 97V96H81ZM146 97V96H145ZM151 97V96H150ZM149 97V98H150ZM155 97V96H154ZM248 97H250V96H248ZM258 97V96H257ZM54 98V97H53ZM57 98V97H56ZM91 98V97H90ZM126 98H128V97H126ZM130 98V97H129ZM133 98V97H132ZM157 98V97H156ZM224 98V97H223ZM252 98V97H251ZM43 99V98H42ZM46 98H44V100H45ZM70 99H72V98H70ZM134 99V98H133ZM168 99V98H167ZM231 99H232V97H231ZM247 99V98H246ZM253 99V101L255 100L254 98H252ZM264 99V98H263ZM6 100V99H5ZM77 100V99H76ZM82 100H83V97H82ZM97 100V99H96ZM104 100V99H103ZM152 100V99H151ZM224 100V99H223ZM228 100V99H227ZM260 100V99H259ZM25 101V102H26ZM53 101V100H52ZM87 101V100H86ZM101 101V100H100ZM118 101V100H117ZM119 101H121V100H119ZM252 101V100H251ZM43 102V101H42ZM49 102H50V100H49ZM68 102V101H67ZM74 102V101H73ZM80 102V101H79ZM130 102V101H129ZM156 102V101H155ZM211 102V101H210ZM223 102H226V101H223ZM238 102H241V101H238ZM247 102L248 101H246V105L245 106H247ZM250 102V101H249ZM256 102V101H255ZM264 102V101H263ZM27 103V104H28ZM53 103H56V102H53ZM52 103V104H53ZM58 103H60L59 101H58ZM77 103V102H76ZM96 103V102H95ZM105 103H107V102H105ZM125 103V102H124ZM167 103H168V100H167ZM212 103V102H211ZM222 103V102H221ZM220 103V104H221ZM228 103V102H227ZM227 103H225L226 105H227ZM231 103V102H230ZM236 103V102H235ZM251 103V102H250ZM12 104V103H11ZM16 104V103H15ZM24 104V103H23ZM159 104V103H158ZM173 104V103H172ZM171 104V105H172ZM176 104H178V103H176ZM218 104V103H217ZM225 104H224V106H225ZM245 104V103H244ZM252 104V103H251ZM264 104V103H263ZM263 104H262V107L263 108H260V107H258V108H245V106L244 107H241V106H236L235 104H232L231 106H229V108H227L226 107V111H228L227 112V116H226V118L224 117V116H222V118L224 117V119H218V118H216V125L217 126H219L220 127V129H221V131L223 132V134H227L228 136H229V139L231 138V140L233 139H239V137L240 136H242L243 138L245 137V139H246V142H244V143H247V145H248V147H246L245 145H243V146H245L246 148H248V151H245V153H241V156H246V158L247 159H249L250 160V163L249 164H252V160H255L254 162L258 165V167L260 168H262V170L264 169V106H263ZM50 105V104H49ZM62 105V104H61ZM99 105V104H98ZM107 105V104H106ZM126 105V104H125ZM147 105V104H146ZM229 105V104H228ZM238 105H241V104H238ZM256 105V104H255ZM254 105V106H255ZM1 106V105H0ZM24 106H25V104H24ZM243 106V105H242ZM250 106H253V105H250ZM260 106V105H259ZM65 108H66V106H64ZM94 107V106H93ZM92 107V108H93ZM136 107V106H135ZM140 107V106H139ZM160 107V106H159ZM198 107V106H197ZM206 107V106H205ZM6 108V107H5ZM44 108V107H43ZM69 108V107H68ZM90 108V107H89ZM100 108V107H99ZM188 108V107H187ZM2 109V108H1ZM9 109H11V108H9ZM22 109V108H21ZM30 109V108H29ZM87 109V108H86ZM97 109V108H96ZM125 109V108H124ZM138 109V108H137ZM136 109V110H137ZM183 109V108H182ZM46 110V109H45ZM55 110V109H54ZM60 110V109H59ZM80 110V109H79ZM115 110H117V109H115ZM129 110V109H128ZM157 110V109H156ZM184 110V109H183ZM185 110H186V108H185ZM188 110V109H187ZM197 110V109H196ZM213 110V109H212ZM218 110V109H217ZM1 111V110H0ZM10 111V110H9ZM9 111H6V113H8ZM25 111V110H24ZM28 111V110H27ZM47 111V110H46ZM57 111V110H56ZM66 110H64V112H65ZM83 111V110H82ZM89 111H90V109H89ZM92 111V110H91ZM91 111H90V113L89 114H91ZM135 111V110H134ZM133 111V112H134ZM141 111V110H140ZM190 111V110H189ZM19 112V111H18ZM50 112V111H49ZM58 112V111H57ZM88 112V111H87ZM93 112V111H92ZM94 112H96V111H94ZM93 112V113H94ZM104 112H105V110H104ZM112 112V111H111ZM114 112V111H113ZM124 112V111H123ZM186 112V111H185ZM184 112V113H185ZM217 112V111H216ZM11 113V112H10ZM13 113H14V111H13ZM20 113V112H19ZM23 113V112H22ZM47 113H48V111H47ZM73 113V112H72ZM81 113V112H80ZM84 113H86V110L84 111ZM103 113V112H102ZM170 113V112H169ZM202 113V112H201ZM221 113V112H220ZM224 113V112H223ZM4 114V113H3ZM27 114H28V112H27ZM32 114V113H31ZM87 114V116H89V114L88 113H86ZM109 114V113H108ZM115 114V113H114ZM121 114V113H120ZM127 114V113H126ZM130 114V113H129ZM132 114H136V116H137V114H138V111H137V113H132ZM144 114V113H143ZM147 114V113H146ZM190 114V113H189ZM197 114V113H196ZM225 114V113H224ZM6 115V114H5ZM59 115V114H58ZM66 115V114H65ZM141 115V114H140ZM145 115V114H144ZM180 115V114H179ZM184 115H186V118H187V114L185 113ZM183 115V116H184ZM217 115V114H216ZM7 116V115H6ZM14 116V115H13ZM45 116V115H44ZM55 116V115H54ZM54 116H53V118H54ZM68 116V115H67ZM115 116V115H114ZM134 116V115H133ZM149 115H147V117H148ZM182 116V115H181ZM219 116H221V115H219ZM35 117V116H34ZM78 117H79V115H78ZM77 117V118H78ZM94 117V116H93ZM102 117H104V116H102ZM138 117V116H137ZM150 117V116H149ZM175 117V116H174ZM192 117V116H191ZM217 117V116H216ZM10 118V117H9ZM80 118V117H79ZM95 118V117H94ZM98 118V117H97ZM112 118V117H111ZM115 118V117H114ZM119 118V117H118ZM123 118V117H122ZM131 118V117H130ZM133 118V117H132ZM140 118V117H139ZM143 118V117H142ZM183 118V117H182ZM195 118V117H194ZM197 118V117H196ZM209 118V117H208ZM7 119V118H6ZM30 119V118H29ZM49 119V118H48ZM73 119H74V117H73ZM105 119V118H104ZM108 119V118H107ZM146 119V118H145ZM148 119V118H147ZM173 119V118H172ZM185 119V118H184ZM55 120H57L56 118H55ZM64 120V119H63ZM85 120V119H84ZM101 120V119H100ZM106 120V119H105ZM130 120V119H129ZM187 120H189L190 122H191V126H189L190 127V130H189V128L187 129V128H185L186 130H188V131H190V132H192L194 135H196V136H198V138H199V133H201V134H203V131L205 130H203V128L205 127V124H203L204 125V127L202 128V126H200V123H199V128H198V126L197 127H195L193 124L194 123H192L194 120L191 118V120L190 119H187ZM193 120V121H192ZM197 119H195V121H196ZM39 121V120H38ZM90 121V120H89ZM98 121V120H97ZM110 121V120H109ZM131 121V120H130ZM160 121V120H159ZM168 121V120H167ZM176 121V120H175ZM175 121H174V123H175ZM194 121V122H195ZM4 122V121H3ZM19 122V121H18ZM33 122V121H32ZM40 122V121H39ZM51 122V121H50ZM59 122V121H58ZM67 122V121H66ZM91 122V121H90ZM96 122V121H95ZM114 122V121H113ZM134 122V121H133ZM141 122H142V120H141ZM145 122V121H144ZM147 122V121H146ZM169 122V121H168ZM182 122V121H181ZM189 122V123H190ZM198 122H200V121H197V123ZM22 123V122H21ZM41 123V122H40ZM70 123H71V121H70ZM110 123H112V121L110 122ZM167 122H165V124H166ZM178 123V122H177ZM186 123H187V121H186ZM203 122H201V124H202ZM209 123V122H208ZM43 124V123H42ZM54 124H56V123H54ZM63 124H64V122H63ZM62 124V125H63ZM78 124V123H77ZM101 124V123H100ZM104 124H105V122H104ZM124 124V123H123ZM134 124V123H133ZM170 124V123H169ZM185 124V123H184ZM14 125V124H13ZM51 125V124H50ZM57 125V124H56ZM66 125V124H65ZM74 125V124H73ZM84 125V124H83ZM94 125V124H93ZM98 125V124H97ZM114 125V124H113ZM118 125V124H117ZM135 125V124H134ZM137 125H138V123H137ZM143 125V124H142ZM171 125V124H170ZM169 125V126H170ZM175 125H177V124H175ZM181 125V124H180ZM189 125V124H188ZM193 125V126H192ZM64 126V125H63ZM77 126V125H76ZM89 126V125H88ZM102 126V125H101ZM107 126V125H106ZM129 126V125H128ZM156 126V125H155ZM167 126V125H166ZM173 126V125H172ZM171 126V127H172ZM21 127V126H20ZM55 127V126H54ZM60 127V126H59ZM94 128H95V125L93 126ZM131 127V126H130ZM144 127H145V125H144ZM147 127V126H146ZM176 127V126H175ZM174 127V128H175ZM212 127V126H211ZM38 128H39V126H38ZM64 128V127H63ZM67 128V127H66ZM79 128V127H78ZM89 128V127H88ZM102 128V127H101ZM123 128H124V126H123ZM128 128V127H127ZM135 128V127H134ZM137 128V127H136ZM135 128V129H136ZM140 128H142V126L140 127ZM179 128V127H178ZM184 128V127H183ZM8 129V128H7ZM21 129V128H20ZM32 129V128H31ZM50 129V128H49ZM97 129V128H96ZM104 129V128H103ZM114 129H116V128H113V130ZM121 129V128H120ZM130 129H132V128H130ZM145 130L147 129V128H144ZM153 129V128H152ZM160 129V128H159ZM181 129V128H180ZM6 130V129H5ZM4 130V131H5ZM26 130V129H25ZM30 130V129H29ZM43 130V129H42ZM69 130V129H68ZM72 130V129H71ZM74 130V129H73ZM80 130V129H79ZM108 130V129H107ZM126 130V129H125ZM139 130H141V129H139ZM150 130V129H149ZM170 130V129H169ZM23 131H24V129H23ZM48 131V130H47ZM110 131V130H109ZM124 131V130H123ZM129 131V130H128ZM132 131V130H131ZM146 131H148V129L146 130ZM145 131V132H146ZM166 131V130H165ZM188 131H186V132H188ZM208 131V130H207ZM2 132V131H1ZM29 132V131H28ZM38 132H39V130H38ZM51 132V131H50ZM49 132V133H50ZM83 132V131H82ZM82 132H80V133H82ZM125 132V131H124ZM150 133H151V131H149ZM148 132V133H149ZM181 132V131H180ZM179 132V133H180ZM185 132V131H184ZM214 134H215V136L217 135L218 137H220V132H218V129H216V126H215V128H214V131H212ZM30 133V132H29ZM66 133V132H65ZM73 133V132H72ZM85 133V132H84ZM123 133V132H122ZM170 133V132H169ZM205 133H206V130H205ZM31 134V133H30ZM44 134V133H43ZM76 134V133H75ZM90 134V133H89ZM102 134V133H101ZM117 134V133H116ZM141 135H142V133H140ZM153 134V133H152ZM159 134V133H158ZM166 134V133H165ZM191 134V133H190ZM13 135V134H12ZM36 135V134H35ZM41 135H42V133H41ZM79 135V134H78ZM98 135V134H97ZM96 135V136H97ZM106 135H108V133L106 134ZM114 135V134H113ZM138 135V134H137ZM148 135H150V134H148ZM175 135V134H174ZM179 135V134H178ZM206 135V134H205ZM7 136V135H6ZM16 136H18V135H16ZM44 136H46V135H44ZM59 136V135H58ZM68 136V135H67ZM66 136V137H67ZM70 136L72 137V135L70 134ZM84 136V135H83ZM100 136V135H99ZM104 136V135H103ZM125 136V135H124ZM152 136V135H151ZM156 136H158V135H156ZM166 136V135H165ZM201 136V135H200ZM204 136V135H203ZM213 137H215L214 135H212ZM217 136L215 137L216 138V142H217V145L219 144V145H221V142L217 139ZM31 137V136H30ZM33 137V136H32ZM48 137V136H47ZM80 137V136H79ZM114 137V136H113ZM120 137V136H119ZM126 137V136H125ZM133 137H134V135H133ZM137 137H139V135L137 136ZM184 137V136H183ZM182 137V138H183ZM210 137V136H209ZM212 137V138H213ZM241 137V138H242ZM25 138V137H24ZM28 138V137H27ZM50 138V137H49ZM104 138V137H103ZM103 138H101L100 140H103ZM107 138H108V136H107ZM106 138V139H107ZM109 138H110V136H109ZM112 138V137H111ZM124 138V137H123ZM126 138H129V137H126ZM158 138V137H157ZM164 138V137H163ZM165 138H167V137H165ZM197 138V137H196ZM203 138H205V137H203ZM211 138V139H212ZM214 138V139H215ZM223 138V136L221 137V139ZM228 138V137H227ZM19 139V138H18ZM26 139V138H25ZM67 139V138H66ZM77 139V138H76ZM120 139V138H119ZM131 139V138H130ZM138 139V138H137ZM143 139H145L146 140V138H143ZM155 139V138H154ZM169 139V138H168ZM177 139V138H176ZM194 139V138H193ZM200 139L202 140V138L200 137ZM200 139H198V141L200 140ZM210 140V138H208L207 137V139H206V142H207V140ZM213 139V140H214ZM220 139V138H219ZM228 139V140H229ZM3 140H5V139H3ZM11 140V139H10ZM21 140V139H20ZM19 140V141H20ZM28 140V139H27ZM26 140V141H27ZM34 140V139H33ZM57 140H59V138L57 139ZM71 140H72V138H71ZM74 140V139H73ZM82 140V139H81ZM89 140V139H88ZM115 140V139H114ZM139 140V139H138ZM148 140V139H147ZM174 140H175V138H174ZM180 140H182V139H180ZM200 140V141H201ZM8 141V140H7ZM14 141H16L15 139H14ZM65 141V140H64ZM68 141V140H67ZM106 141V140H105ZM109 141V140H108ZM121 141H122V139H121ZM143 141V140H142ZM152 141H153V139H152ZM166 142H167V139L165 140ZM169 141H171V140H169ZM168 141V142H169ZM196 141H197V139H196ZM197 141V142H198ZM239 141V140H238ZM244 141V140H243ZM2 142V141H1ZM5 142V141H4ZM3 142V143H4ZM10 142V141H9ZM28 142V141H27ZM59 142H61V140H59ZM63 142V141H62ZM66 142V141H65ZM74 142H75V140L73 141V142H71V141H69V142H66L70 147H72L73 148V150H75V149H77V153L80 155V154H82V156H83V154L89 149V144H90V142H89V144L88 143H86V144H84V141H83V144H81L80 145V142H79V144L77 143V144H74ZM104 142V141H103ZM112 142V141H111ZM111 142H110V144H111ZM120 142V141H119ZM141 142V141H140ZM151 142V141H150ZM150 142H148V143H150ZM159 142V141H158ZM175 142V141H174ZM194 142V141H193ZM203 142V141H202ZM202 142H200V143H202ZM210 142H212V140H210ZM210 142H207V143H205V142H203V144H207V146L209 145L208 143H210ZM214 142V141H213ZM213 142L211 143V146L212 145H215L216 144V142H215V144H213ZM223 142V141H222ZM224 142H225V138H224ZM234 142V141H233ZM15 143V142H14ZM53 143V142H52ZM94 143V142H93ZM96 143V142H95ZM123 143V142H122ZM126 143H128V141L126 142ZM130 143V142H129ZM133 143V142H132ZM143 143H145V142H143ZM147 143V142H146ZM153 143V142H152ZM171 143V142H170ZM173 143V142H172ZM177 143V142H176ZM189 143V142H188ZM191 143V142H190ZM190 143H189V145H190ZM195 143V142H194ZM193 143V144H194ZM227 143V142H226ZM230 142H228V144H229ZM234 143H236V142H234ZM232 144V145H235V144ZM250 143V144H249ZM29 144V143H28ZM32 144V143H31ZM36 144V143H35ZM44 144V143H43ZM43 144H41V145H43ZM58 144V143H57ZM64 144V143H63ZM162 144H163V142H162ZM187 144V143H186ZM7 145H9V144H7ZM45 145V144H44ZM59 145V144H58ZM131 145V144H130ZM140 145V144H139ZM139 145H137V146H139ZM153 145V144H152ZM173 145H175L174 143H173ZM177 145V144H176ZM175 145V146H176ZM182 145V144H181ZM195 145V144H194ZM222 145H223V143H222ZM3 146V145H2ZM5 147H9V146H6V145H4ZM36 146V145H35ZM68 146V147H69ZM95 146V145H94ZM106 146V145H105ZM104 146V147H105ZM126 146V145H125ZM147 146V145H146ZM157 146V145H156ZM155 146V147H156ZM167 146V145H166ZM165 146V148H167ZM170 146V145H169ZM168 146V147H169ZM171 146H172V144H171ZM170 146V147H171ZM174 146V147H175ZM184 146H185V143H184ZM226 146V145H225ZM228 146V145H227ZM251 146V147H250ZM23 147H25V146H23ZM30 147V146H29ZM54 147V146H53ZM66 147H67V145H66ZM103 147V148H104ZM107 147V146H106ZM133 147V146H132ZM132 147H129V148H132ZM136 147V146H135ZM143 147H144V145H143ZM153 147V146H152ZM161 147V146H160ZM177 147V146H176ZM179 147V146H178ZM208 147H210V146H208ZM230 147V146H229ZM244 147V148H245ZM32 148V147H31ZM36 148V147H35ZM48 148V147H47ZM49 148H50V146H49ZM52 148V147H51ZM71 148V149H72ZM90 148H92V142H91V146H90ZM102 148V147H101ZM101 148H100V150L98 149V151L97 152H99V151H102L101 150ZM108 148V147H107ZM118 148V147H117ZM137 148V147H136ZM147 148V147H146ZM181 148V147H180ZM188 148V147H187ZM196 148H197V146H196ZM214 148H215V146H214ZM228 148V147H227ZM232 148V147H231ZM230 148V149H231ZM235 148H237V147H235ZM241 148V150H242V148L243 147H240ZM253 148V149H252ZM13 149V148H12ZM27 149V148H26ZM70 149V148H69ZM94 149V148H93ZM93 149L91 150L90 149V151H92V152H95V149H94V151H93ZM105 149V148H104ZM150 149V148H149ZM152 149V148H151ZM150 149V150H151ZM168 149V148H167ZM181 149H184V148H181ZM195 149V148H194ZM9 150V148H7V151ZM15 150V149H14ZM23 150H24V148H23ZM36 150V149H35ZM65 150V149H64ZM68 150V149H67ZM109 150V149H108ZM117 150V149H116ZM120 150V149H119ZM124 150V149H123ZM127 150V149H126ZM125 150V151H126ZM131 150V149H130ZM133 150V149H132ZM143 150H145V148L143 149ZM185 150V149H184ZM188 150V149H187ZM197 150V149H196ZM214 150V149H213ZM235 150V149H234ZM240 150V149H239ZM46 151H48V150H46ZM62 151V150H61ZM60 151V152H61ZM71 151V150H70ZM107 151V150H106ZM110 151V150H109ZM114 151V150H113ZM124 151V152H125ZM156 151V150H155ZM159 151V150H158ZM163 151V150H162ZM189 151H190V149H189ZM188 151V152H189ZM211 151V150H210ZM224 151V150H223ZM11 152H15L16 153V151H11ZM18 152V151H17ZM22 152V151H21ZM32 152V151H31ZM39 152V151H38ZM56 152V151H55ZM76 152V150L74 151V153ZM88 152V151H87ZM96 152V153H97ZM117 152V151H116ZM122 152V151H121ZM129 152V151H128ZM133 152V151H132ZM149 152V151H148ZM187 151H186V153H188ZM224 152H226V153H228L227 151H224ZM239 152V151H238ZM9 153V152H8ZM7 152L5 153L4 152V150H2V148H0V168H4L3 170H5L6 171V169L5 168H7V170L9 169V168H12V166H10L9 167V165L11 164H13V163H10L9 164V162H7L6 160H7V158L11 155H9ZM23 153V152H22ZM30 153V152H29ZM58 153V152H57ZM56 153V154H57ZM65 153V152H64ZM68 153V152H67ZM77 153H76V155L75 156H77ZM95 153V154H96ZM102 153H104V152H102ZM120 153V152H119ZM123 153V152H122ZM136 153V152H135ZM139 153V152H138ZM141 153V152H140ZM185 153V154H186ZM191 153V152H190ZM189 153V154H190ZM194 153V152H193ZM211 153H212V151L209 153L210 155H211ZM213 153H215V152H213ZM226 153H225V156H226ZM237 153V152H236ZM240 153V152H239ZM6 154H8L7 155V158H6ZM26 153L24 152V155H25ZM38 154V153H37ZM46 153H44V155H45ZM61 154V153H60ZM89 154H93V153H89ZM100 154V153H99ZM106 154V153H105ZM129 154V153H128ZM133 154V153H132ZM154 154V153H153ZM161 154V153H160ZM167 154V153H166ZM182 154V153H181ZM198 154V153H197ZM201 154V153H200ZM223 154V153H222ZM233 154V153H232ZM232 154H231V156H232ZM12 155H13V153H12ZM14 155H16V154H14ZM27 155H28V153H27ZM35 154L33 153V156H34ZM42 155V154H41ZM49 155H51L50 153H49ZM72 155V154H71ZM78 155V157H80ZM101 155V154H100ZM106 155H108V154H106ZM109 155H111V154H109ZM124 155V154H123ZM162 155H164V154H162ZM171 155V154H170ZM175 155V154H174ZM203 155H205V154H203ZM220 155V154H219ZM230 155V154H229ZM57 156H58V154H57ZM64 156V155H63ZM66 156V155H65ZM69 156V155H68ZM75 156H73V157H75ZM84 156H86L85 154H84ZM84 156H83V158H84ZM87 156H88V154H87ZM93 156V155H92ZM94 156H96V155H94ZM103 157H104V155H102ZM101 156V157H102ZM118 156V155H117ZM136 156V155H135ZM143 156V155H142ZM177 155H175V157H176ZM179 156H180V154H179ZM184 156V155H183ZM228 156V155H227ZM235 156V155H234ZM11 157V156H10ZM9 157V158H10ZM17 157V156H16ZM19 157H20V155H19ZM18 157V158H19ZM22 157V156H21ZM20 157V158H21ZM35 157V156H34ZM52 157H53V155H52ZM52 157H50V158H52ZM56 157V156H55ZM67 157V156H66ZM72 157V156H71ZM89 157V156H88ZM87 157V159H89ZM97 158L95 159V160H97L98 159V154H97V156H96ZM100 157V156H99ZM101 157H100V159L99 160H101ZM102 157V160H108L107 159V156L105 157V158H103ZM110 156H108V158H109ZM129 157V156H128ZM160 157V156H159ZM165 157V156H164ZM171 157H172V155H171ZM175 157H173V158H175ZM182 157V156H181ZM189 157V156H188ZM191 157V156H190ZM197 157H198V155H197ZM215 157V156H214ZM233 157V156H232ZM231 157V158H232ZM8 158V159H9ZM12 158V157H11ZM10 158V159H11ZM14 158H15V156H14ZM20 158H19V160H20ZM30 158V157H29ZM47 158V157H46ZM45 158V159H46ZM62 158V157H61ZM69 158V157H68ZM77 158V157H76ZM75 158V159H76ZM131 158V157H130ZM135 158V157H134ZM162 158V160H163V157H161ZM167 158H169V156L167 157ZM182 158H184V157H182ZM186 158L187 157H185L184 158V161H186V162H189L190 161V159H189V161H187L186 160ZM203 158V157H202ZM209 158V157H208ZM230 158V157H229ZM229 158H226V159H223V158H218L217 159V157H215V159L217 160L216 161V164L218 165L216 168H215V171H214V173L216 174V175H218L216 178L214 177V178H212L213 179V181L214 182H216L217 184H216V187H219V189H222V191H224V194L222 193V194H220V190H218V191H220V192H218L217 191V196L219 197V198H217V196H216V194L214 195V196H216V199H219V200H221V199H223V200H225V201H222V203L224 204V207H222V210H220V212L221 213H219L218 214V217H217V213L215 214V213H213L214 214V216L216 215V217H217V219L216 218H213V216L211 215V213H212V211H211V209H210V213L208 212V211H206V210H208L205 206H207V205H201V206H204L203 207V209L204 208H206V210L205 211H199L196 207H195V201H193V202H185L184 201V205H181V210L180 211H177V212H179V214H180V212L182 213V214H184V216H182L183 217V219H181L182 221H184L185 219H187V221L188 222H186V225H188V223H190V225H191V223H192V225L191 226H193L192 228L191 227H189L190 229H193L194 228V230L193 231H195L194 233H195V235H192V233H188L187 232V230L189 231V229H187V228H185L184 227V225H182V224H184V223H182V221H181V223L182 224H180V222L179 221H175V220H173L172 219V217L171 216H169L170 214L172 215V214H174V213H171V212H173V211H175L173 208H171V209H173V211L172 210H170L169 212H170V214L169 213H166V214H169L168 216L169 217H171V221L173 222L172 223V226L170 225V228H169V230H167L166 229V233H167V235H168V239H170V241L172 242V244L171 245H169V248H170V246L172 247V253L170 252V251H167V253L168 252H170V258H173V260L172 259H169V257H167L169 260H167V258H166V256H164V255H167V254H163V253H160V256H161V254H162V257H160L159 258V253H158V256H155L157 253H156V251H155V246L157 245V244H155V245H153L154 246V253H155V257L152 255V251H146V250H142L140 253L141 254H139V255H137L136 257L134 256V255H130L129 254V256L127 257V256H124V253H121V255H120V252L118 253L119 255V258H120V261H119V264H142V261L141 260H144V261H146L147 263H144V264H264V243H263V238L260 236V234H263V233H259V232H261V231H259V226L257 227V225H256V222L255 221H257L256 219H255V216H254V218H253V214H252V211L251 210H249L247 207L248 206H246L244 203L246 202H244L243 201V197H241V193H240V185H242V184H240V182H242V181H240L241 179H239L240 177H242V176H240L239 178H238V176L239 175H237L238 174V172H237V170H238V168H236V165L229 159ZM236 158H237V155H236ZM238 158H239V156H238ZM240 158H245V157H240ZM9 159V160H10ZM17 159V158H16ZM24 159V158H23ZM22 159V160H23ZM44 159V158H43ZM49 159V158H48ZM54 159V158H53ZM78 159V158H77ZM86 159V158H85ZM87 159H86V161H87ZM93 159V158H92ZM91 159V160H92ZM93 159V160H94ZM113 159V158H112ZM136 159V158H135ZM144 159V158H143ZM151 159V158H150ZM154 159V158H153ZM156 159H158V158H156ZM155 159V160H156ZM165 159V158H164ZM180 159V158H179ZM188 159V158H187ZM192 159V158H191ZM205 159H207V158H205ZM210 159V158H209ZM233 159V158H232ZM8 160V161H9ZM14 161H15V159H13ZM18 160V159H17ZM22 160H20V162L22 161ZM66 160H67V158H66ZM90 160V161H91ZM128 160V159H127ZM170 160V159H169ZM171 160H173V159H171ZM183 160V159H182ZM201 160V159H200ZM204 160V159H203ZM213 160V159H212ZM235 160V159H234ZM24 161V160H23ZM21 162V163H24V162ZM25 161H27V159L25 160ZM31 161V160H30ZM32 161H33V159H32ZM36 161V160H35ZM34 161V162H35ZM50 161H51V159H50ZM50 161H48V162H50ZM55 161V160H54ZM84 161V160H83ZM85 161V162H86ZM89 161V160H88ZM111 161V160H110ZM130 161V160H129ZM158 161H159V159H158ZM165 161H166V159H165ZM168 161V160H167ZM166 161V162H167ZM174 161V160H173ZM183 161V162H184ZM196 161H197V159H196ZM202 161V160H201ZM207 161V160H206ZM215 161V160H214ZM244 161V160H243ZM28 162V161H27ZM27 162H25L26 164H27ZM71 162H72V160H71ZM82 162V161H81ZM84 162V163H85ZM97 162V161H96ZM101 162V161H100ZM118 162V161H117ZM127 162V161H126ZM132 162V161H131ZM171 162V161H170ZM190 162H193V161H190ZM242 162V161H241ZM245 162V161H244ZM15 163V162H14ZM29 163V162H28ZM40 162H38V164H39ZM47 163V162H46ZM52 163H54V162H52ZM88 163V162H87ZM105 163V164H104ZM104 163H103V161L100 163V164H102V165H106V161H104ZM111 163V162H110ZM116 163V162H115ZM133 163V162H132ZM139 163V162H138ZM138 163H137V165H138ZM159 163H161V162H159ZM202 163H203V161H202ZM206 163V162H205ZM209 163V162H208ZM243 163V162H242ZM254 163V164H255ZM9 164V165H8ZM32 164V163H31ZM37 164V165H38ZM43 164H45V163H43ZM57 164V163H56ZM56 164H55V166H56ZM75 164H77V163H75ZM108 165H109V162L107 163ZM153 164V163H152ZM156 164V163H155ZM166 164V163H165ZM168 164V163H167ZM180 164V163H179ZM192 164H194V162L192 163ZM192 164H190V165H192ZM196 164H197V162H196ZM210 164V163H209ZM214 164H215V162H214ZM215 164V165H216ZM243 164H245V163H243ZM248 164V165H249ZM254 164H253V166H254ZM34 165V164H33ZM32 165V166H33ZM40 165V164H39ZM53 165V164H52ZM51 165V166H52ZM68 165V164H67ZM95 165V164H94ZM98 165V164H97ZM107 165V167L109 168L110 166H108ZM116 165V164H115ZM115 165H114V167H115ZM120 165V164H119ZM121 165H123V164H121ZM143 165V164H142ZM163 165V164H162ZM178 165V164H177ZM181 165V164H180ZM185 165V164H184ZM238 165H240L239 164V162H238ZM247 165V166H248ZM14 166V165H13ZM27 166H28V164H27ZM47 166H49V165H47ZM70 166V165H69ZM77 166V165H76ZM89 166V165H88ZM93 166V165H92ZM100 166V165H99ZM127 166H128V164H127ZM133 166V165H132ZM170 166H171V164H170ZM174 166V165H173ZM207 166V165H206ZM252 165H250V167H251ZM256 166V165H255ZM9 167V168H8ZM20 167V166H19ZM30 167V166H29ZM28 167V169H30ZM39 167V166H38ZM53 167V166H52ZM51 167V168H52ZM63 167H65V166H63ZM78 167V166H77ZM81 167V166H80ZM79 167V168H80ZM98 167V166H97ZM106 167V166H105ZM113 167V168H114ZM120 167V166H119ZM130 167V166H129ZM149 167V166H148ZM176 167H178V166H176ZM190 167V166H189ZM193 167H195V165L193 166ZM198 167H199V164H198ZM198 167H196V169L198 168ZM201 167V166H200ZM243 167V166H242ZM258 167H257V169H258ZM14 168V167H13ZM27 168V167H26ZM33 168V167H32ZM31 168V169H32ZM35 168V167H34ZM55 168V167H54ZM62 168V167H61ZM78 168V169H79ZM82 168V167H81ZM84 168V167H83ZM93 168V167H92ZM95 168V167H94ZM100 168V167H99ZM117 168V167H116ZM115 168V169H116ZM133 168V167H132ZM144 168V167H143ZM172 168V167H171ZM179 168V167H178ZM182 168V167H181ZM180 168V169H181ZM188 168V167H187ZM203 167H201V169H202ZM211 168V167H210ZM254 168H256V167H254ZM22 169V168H21ZM28 169L26 170V171H28ZM91 169V168H90ZM122 169V168H121ZM127 169V168H126ZM159 169V168H158ZM190 168H188V171L187 172H189V171H191L192 169H190ZM195 169V168H194ZM198 169H200V168H198ZM198 169H197V171H198ZM38 170V169H37ZM36 170V172H38ZM40 170V169H39ZM46 170V169H45ZM58 170V169H57ZM67 170V169H66ZM74 171H75V169H73ZM80 170V169H79ZM111 170V169H110ZM118 170V169H117ZM172 170V169H171ZM177 170V169H176ZM184 170V169H183ZM182 170V171H183ZM186 170V169H185ZM184 170V171H185ZM211 170H212V168H211ZM252 171H253V169H251ZM4 171V172H5ZM13 171V170H12ZM22 171H23V169H22ZM25 171V170H24ZM33 171H34V169H33ZM69 171V170H68ZM83 171H85V170H83ZM102 171V170H101ZM108 171H109V169H108ZM131 171V170H130ZM145 171V170H144ZM174 171V170H173ZM194 171V170H193ZM205 171H206V168H205ZM247 171V170H246ZM250 171V170H249ZM257 171H259L258 173H254V174H257L256 176L259 178L258 180H262V182L264 181V170L263 171H260V169H258ZM14 172V171H13ZM12 172V173H13ZM50 172V171H49ZM56 172V171H55ZM86 172V171H85ZM91 172V171H90ZM94 172V171H93ZM99 172V171H98ZM117 172V171H116ZM141 172V171H140ZM176 172H178V171H176ZM186 172V173H187ZM202 173H203V171H201ZM200 172V173H201ZM206 172H208V169H207V171ZM210 172V171H209ZM251 172V171H250ZM8 173V172H7ZM10 173V172H9ZM26 173H29V172H26ZM25 173V174H26ZM31 173V172H30ZM59 173V172H58ZM70 173V172H69ZM76 173V172H75ZM80 173V172H79ZM92 173V172H91ZM110 173V172H109ZM128 173H130V172H128ZM127 173V174H128ZM180 173V172H179ZM184 173V172H183ZM190 173V172H189ZM196 173V171L194 172V174ZM252 173V172H251ZM21 174H22V172H21ZM39 174V173H38ZM43 174V173H42ZM62 174V173H61ZM60 174V175H61ZM65 174V173H64ZM80 174H84L83 172H81ZM85 174H87V173H85ZM98 174V173H97ZM103 174V173H102ZM111 174V173H110ZM114 174V173H113ZM138 174V173H137ZM143 174V173H142ZM156 174V173H155ZM178 174V173H177ZM197 175L199 174V172L198 173H196ZM207 174V173H206ZM240 174V173H239ZM249 174V173H248ZM4 175V174H3ZM18 175V174H17ZM16 175V176H17ZM24 175V174H23ZM27 175V174H26ZM50 175V174H49ZM55 175V174H54ZM56 175H58V174H56ZM59 175V176H60ZM73 175H74V172H73ZM79 175V174H78ZM89 175V174H88ZM93 175V174H92ZM91 175V176H92ZM109 175V174H108ZM116 175V174H115ZM128 175H130V174H128ZM192 175V174H191ZM203 176H204V173L202 174ZM210 175H212V174H210ZM209 175V176H210ZM251 175V174H250ZM25 176V175H24ZM29 176H30V174H29ZM32 176V175H31ZM90 176V177H91ZM95 176V175H94ZM138 176V175H137ZM136 176V177H137ZM144 176V175H143ZM175 176H177L176 174H175ZM187 176H188V174H187ZM194 176V175H193ZM193 176H192V179H193ZM248 176V175H247ZM260 176V177H259ZM4 177H6V176H4ZM3 177V178H4ZM14 177H15V175H14ZM27 177H28V175H27ZM48 177H50V176H48ZM54 177H56V176H54ZM62 177V176H61ZM69 177V176H68ZM77 177V176H76ZM79 177V176H78ZM82 177V176H81ZM81 177H80V179H81ZM84 177H86V176H84ZM117 177V176H116ZM130 177V176H129ZM157 177V176H156ZM195 177V176H194ZM200 177V176H199ZM205 177V176H204ZM204 177H202L203 178V180L205 181L206 180V177H205V179H204ZM246 177V176H245ZM1 178V177H0ZM24 178V177H23ZM30 178H33L34 179V177H30ZM44 178V177H43ZM70 178V177H69ZM73 178V177H72ZM86 178H88V177H86ZM97 178V177H96ZM103 178H104V176H103ZM118 178V177H117ZM135 178V177H134ZM144 178V177H143ZM148 178V177H147ZM152 178V177H151ZM177 178H181V175H180V177H179V174H178V176H177ZM189 178V177H188ZM210 178V177H209ZM244 178V177H243ZM251 178V177H250ZM18 179H19V177H18ZM36 179V178H35ZM41 179V178H40ZM48 179H53V178H48ZM57 179V178H56ZM68 179V178H67ZM66 179V180H67ZM71 179V178H70ZM74 179V178H73ZM78 179V178H77ZM79 179V180H80ZM84 179V178H83ZM94 179V178H93ZM132 179V178H131ZM155 179V178H154ZM161 179V178H160ZM195 179V178H194ZM246 179H247V177H246ZM249 179V178H248ZM254 179V178H253ZM252 179V180H253ZM2 180H4V179H2ZM12 180H13V178H12ZM14 180H16V179H14ZM23 180V179H22ZM29 180V179H28ZM38 180V179H37ZM47 180V179H46ZM54 180V179H53ZM52 180V181H53ZM76 180V179H75ZM92 180V179H91ZM105 180V179H104ZM126 180V179H125ZM124 180V181H125ZM133 180V179H132ZM139 180V179H138ZM197 180V179H196ZM207 180H208V178H207ZM206 180V181H207ZM250 180V179H249ZM251 180V181H252ZM257 180V179H256ZM255 180V181H256ZM7 181V180H6ZM18 181V180H17ZM16 181V182H17ZM21 181V180H20ZM27 181V180H26ZM32 181V180H31ZM48 181V180H47ZM57 181V180H56ZM62 181V180H61ZM63 181H65V180H63ZM84 181V180H83ZM87 181H89V179L87 180ZM106 181V180H105ZM113 181V180H112ZM136 181V180H135ZM184 181V180H183ZM193 181V180H192ZM199 181H201V180H199ZM203 181V182H204ZM210 181V180H209ZM212 181V180H211ZM245 181V180H244ZM0 182H1V180H0ZM4 182V181H3ZM9 182H10V180H9ZM42 182H44V181H42ZM46 182V181H45ZM74 182V181H73ZM85 182V181H84ZM97 182V181H96ZM100 182L101 181H99V184L97 183V185H100ZM104 182V181H103ZM114 182V181H113ZM154 182V181H153ZM159 182V181H158ZM184 182H186V181H184ZM195 182H198V181H195ZM248 182H250V181H248ZM259 182V181H258ZM5 183V182H4ZM6 183H8V181L6 182ZM12 183H14V182H12ZM11 183V185L13 186V184ZM29 183V182H28ZM48 183V182H47ZM62 183V182H61ZM68 183V182H67ZM80 183V182H79ZM83 183V182H82ZM86 183H88V182H86ZM90 183V182H89ZM106 183V182H105ZM116 183V182H115ZM123 183V182H122ZM134 183V182H133ZM204 183H206V182H204ZM210 182H207L206 184H209ZM246 183H247V181H246ZM14 184H16V183H14ZM20 184H22V182L21 183H19V185ZM24 184V183H23ZM30 184V183H29ZM35 184V183H34ZM44 184V183H43ZM42 184V185H43ZM77 184V183H76ZM90 184H93V183H90ZM153 184V183H152ZM166 184V183H165ZM205 184V185H206ZM225 184H226V186H225ZM240 184V185H239ZM245 184V183H244ZM248 184V183H247ZM250 184V183H249ZM42 185H40V188H41V186ZM61 185V184H60ZM64 185H66V184H64ZM82 185V184H81ZM84 185V184H83ZM106 185V184H105ZM121 185V184H120ZM123 185V184H122ZM204 185V184H203ZM211 185V184H210ZM246 185V184H245ZM252 185V184H251ZM254 185V184H253ZM1 186V185H0ZM32 186V185H31ZM43 186H45V184L43 185ZM56 186V185H55ZM71 186H72V184H71ZM80 186V185H79ZM113 186V185H112ZM124 186V185H123ZM137 186V185H136ZM179 186V185H178ZM194 186V185H193ZM209 186V185H208ZM214 186V185H213ZM248 186V185H247ZM9 187H10V185H9ZM15 187H17V186H15ZM15 187H13V188H15ZM21 187H22V185H21ZM34 187V186H33ZM46 187V186H45ZM68 187H69V185H68ZM74 187V186H73ZM89 187H91V186H89ZM114 187V186H113ZM122 187V186H121ZM167 187V186H166ZM176 187V186H175ZM242 188H243V186H241ZM1 188V187H0ZM5 188V187H4ZM26 188V187H25ZM30 188V187H29ZM28 188V189H29ZM36 188V187H35ZM39 188V189H40ZM51 188V187H50ZM61 188H62V186H61ZM64 188V187H63ZM93 188V187H92ZM96 188H99V187H96ZM133 188V187H132ZM136 188V187H135ZM134 188V189H135ZM138 188V187H137ZM145 188V187H144ZM195 188V187H194ZM225 188L226 189H228V190H226L225 191ZM241 188V189H242ZM11 189V188H10ZM27 189V190H28ZM47 189V188H46ZM72 189V188H71ZM70 189V190H71ZM90 189V188H89ZM108 189V188H107ZM106 189V190H107ZM113 189V188H112ZM141 189V188H140ZM218 189V188H217ZM13 190V189H12ZM26 189H25V191H27ZM35 190V189H34ZM33 190V191H34ZM45 190V189H44ZM48 190V189H47ZM70 190H69V192H70ZM86 190H88V188H86ZM104 190V189H103ZM122 190H123V188H122ZM148 190V189H147ZM160 190V189H159ZM252 190V189H251ZM263 190V189H262ZM31 191V190H30ZM50 191V190H49ZM66 191H67V188H66ZM80 191V190H79ZM96 191V190H95ZM108 191V190H107ZM136 191V190H135ZM141 191V190H140ZM149 191V190H148ZM207 191V190H206ZM205 191V192H206ZM210 191V190H209ZM215 191V190H214ZM249 191V190H248ZM5 192V191H4ZM29 192V191H28ZM42 192V191H41ZM45 192V191H44ZM51 192V191H50ZM54 192V191H53ZM52 192V193H53ZM72 192H74V191H72ZM89 192V191H88ZM94 192V191H93ZM134 192V191H133ZM137 192V191H136ZM145 192V191H144ZM160 192V191H159ZM18 193V192H17ZM60 193H62L61 191H60ZM82 193H83V191H82ZM85 193V192H84ZM100 193V192H99ZM109 193V192H108ZM115 193V192H114ZM113 193V194H114ZM117 193V192H116ZM147 193V192H146ZM195 193V192H194ZM199 193V192H198ZM211 193V192H210ZM209 193V194H210ZM213 193V192H212ZM243 193H244V191H243ZM248 193V192H247ZM252 193V192H251ZM264 193V192H263ZM2 196H5V195H3L2 193H0ZM7 194H9L10 195V193H7ZM7 194H6V197H1V199H0V202H1V204L2 205H0V209L1 208H4V206H3V203L4 202H6L7 200H9V197H7ZM31 194H32V191H31ZM40 194V193H39ZM44 194V193H43ZM55 194V193H54ZM81 194V193H80ZM106 194V193H105ZM126 194V193H125ZM178 194V193H177ZM176 194V195H177ZM200 194V193H199ZM206 194H208V193H206ZM253 194V193H252ZM262 194V193H261ZM8 195V196H9ZM15 195V194H14ZM13 195V196H14ZM23 195V194H22ZM27 195V194H26ZM35 195V194H34ZM34 195H32L33 197H34ZM52 195V194H51ZM86 195V194H85ZM117 195V194H116ZM163 195H165V194H163ZM169 195V194H168ZM168 195H167V197H168ZM175 195V194H174ZM175 195V196H176ZM179 195V194H178ZM205 196V194H202V196ZM212 195V196H213ZM244 195V194H243ZM242 195V196H243ZM246 195H248V194H246ZM13 196H11V197H13ZM24 196V195H23ZM41 196H43V195H41ZM45 196H46V194H45ZM48 196V195H47ZM80 196H82V194L80 195ZM80 196H78L77 195V197H80ZM147 196V195H146ZM174 196V197H175ZM251 196H253V198H255L254 197V195H251ZM10 197V199H11V202L13 201L12 199L13 198H11ZM16 197H17V195H16ZM21 197V196H20ZM20 197H18V199L19 200H21L22 199V197L20 198ZM36 197V196H35ZM44 197V196H43ZM42 197V198H43ZM49 197H52V196H49ZM65 197V196H64ZM95 197V196H94ZM102 197V196H101ZM123 197V196H122ZM152 197V196H151ZM179 197H180V195H179ZM182 197V198H181ZM181 199H182V201H183V196L181 195ZM246 197V196H245ZM59 198V197H58ZM63 198V197H62ZM61 198V199H62ZM67 198V197H66ZM65 198V199H66ZM75 198H76V194H75ZM90 198V197H89ZM109 198V197H108ZM112 198V197H111ZM110 198V199H111ZM148 198V197H147ZM165 198V197H164ZM170 198V197H169ZM178 198V197H177ZM177 198H175L176 199V201L178 200ZM179 198V199H180ZM208 198V197H207ZM221 198V199H220ZM247 198V197H246ZM15 199V198H14ZM17 198H16V201L18 200ZM28 199V198H27ZM34 199V198H33ZM47 199V198H46ZM53 199V198H52ZM180 199V200H181ZM204 199H206L205 197H204ZM262 199H263V197H262ZM261 199V200H262ZM30 200V199H29ZM29 200H28V202H29ZM32 200V199H31ZM36 200V199H35ZM39 200V199H38ZM42 200V199H41ZM48 201H49V199H47ZM56 200H58V199H56ZM63 200H64V198H63ZM62 200V201H63ZM75 200V199H74ZM78 200V199H77ZM81 200V199H80ZM87 200V199H86ZM89 200V199H88ZM96 200L98 201V199L96 198ZM114 200V199H113ZM119 200V199H118ZM134 200V199H133ZM185 200H189L190 201V199H186L185 198ZM201 200V199H200ZM245 200V199H244ZM258 200V199H257ZM22 201V203L24 202V200L22 199L21 200ZM25 201H27V200H25ZM67 201V200H66ZM83 201H84V199H83ZM90 201V200H89ZM155 201H157V200H155ZM164 201V200H163ZM162 201V202H163ZM182 201H180V202H182ZM199 201V200H198ZM252 201V200H251ZM256 201V200H255ZM260 201V200H259ZM9 202V201H8ZM7 202V205L9 204V203H11V202H9L8 203ZM28 202H27V208H29L28 207V205L30 204H28ZM39 202V201H38ZM46 202V201H45ZM45 202H43V203H45ZM55 202V201H54ZM86 202V201H85ZM85 202H83V204L85 203ZM91 202V201H90ZM122 202V201H121ZM125 202V201H124ZM174 202H175V200H174ZM196 202H197V200H196ZM216 202V201H215ZM264 202V201H263ZM12 203H15V200L12 202ZM18 203V202H17ZM20 203V202H19ZM25 203V202H24ZM23 203V204H24ZM56 203V202H55ZM61 203V202H60ZM71 203V202H70ZM70 203H67V204H70ZM77 203V202H76ZM102 203V202H101ZM194 203V204H193ZM200 203V202H199ZM210 203V202H209ZM219 203H221L220 201H219ZM218 202H217V204H219ZM221 203V204H222ZM16 204V203H15ZM26 204V203H25ZM36 204V203H35ZM47 204H49V203H47ZM53 204V203H52ZM80 205H81V202L79 203ZM89 204V203H88ZM91 204V203H90ZM117 204V203H116ZM120 204V203H119ZM122 204V203H121ZM163 204V203H162ZM179 204V203H178ZM181 204V203H180ZM197 204V203H196ZM202 204H203V202H202ZM6 205V204H5ZM13 205V204H12ZM34 205V204H33ZM60 205V204H59ZM66 205V204H65ZM71 205V204H70ZM99 205V204H98ZM102 205V204H101ZM154 205V204H153ZM159 205V204H158ZM173 205H174V203H173ZM199 205V204H198ZM211 205H213V204H211ZM215 205V204H214ZM3 206V207H2ZM32 206V205H31ZM30 206V207H31ZM37 206V205H36ZM35 206V207H36ZM41 206V205H40ZM45 206H46V204H45ZM51 206V205H50ZM50 206H49V208H50ZM132 206V205H131ZM131 206H130V208H131ZM141 206V205H140ZM140 206H138V207H140ZM151 206H152V204H151ZM180 206V205H179ZM178 206V207H179ZM200 206V205H199ZM209 206V205H208ZM222 206V205H221ZM9 207H10V204H9ZM21 207V206H20ZM24 207H26V206H24ZM38 207V206H37ZM42 207H44V205L42 206ZM54 207V206H53ZM66 207V206H65ZM70 207V206H69ZM84 207V206H83ZM103 207V206H102ZM134 207V206H133ZM136 207V206H135ZM149 206H147V208H148ZM170 207H172V206H170ZM177 207V208H178ZM198 207V206H197ZM213 207V206H212ZM39 208V207H38ZM48 208V206L46 207V209ZM54 208H56V207H54ZM63 208V207H62ZM86 208V207H85ZM114 208V207H113ZM163 208V207H162ZM176 208V209H177ZM208 208H210V207H208ZM250 208V207H249ZM264 208V207H263ZM5 209V208H4ZM9 209V208H8ZM26 209V208H25ZM44 209H45V207H44ZM51 209V208H50ZM99 209V208H98ZM104 209H105V206H104ZM112 209V208H111ZM141 209H142V207H141ZM156 209V208H155ZM218 209H220V208H217V210ZM22 210H24V209H22ZM30 210H32L33 211V213L35 214L36 212L38 213L39 211L38 210H36V212H34V210L35 209H33V208H31ZM41 210V209H40ZM43 210V209H42ZM54 210V209H53ZM70 210V209H69ZM90 210H92V209H90ZM101 210V209H100ZM103 210V209H102ZM137 210H140L139 208L137 209ZM177 210H179V209H177ZM213 210V209H212ZM216 210V209H215ZM260 210V209H259ZM7 211V210H6ZM26 211V210H25ZM24 211V212H25ZM50 211H52V210H50ZM56 211V210H55ZM71 211V210H70ZM73 211H75V209H73ZM111 211V210H110ZM110 211H109V213H110ZM115 211V210H114ZM113 211V212H114ZM125 211V210H124ZM3 212V211H2ZM9 212H11V211H9ZM21 212V211H20ZM23 212V211H22ZM30 212V211H29ZM42 212V211H41ZM47 212V211H46ZM57 212V211H56ZM76 212V211H75ZM77 212H79V211H77ZM81 212V211H80ZM93 212V211H92ZM102 212V211H101ZM121 212V211H120ZM126 212V211H125ZM153 212V211H152ZM156 212V211H155ZM166 212V211H165ZM167 212H168V209H167ZM215 212V211H214ZM4 213V212H3ZM12 213V212H11ZM15 213H18V211L17 212H15ZM45 213V212H44ZM86 213V212H85ZM85 213L84 214H82V215H84L85 216ZM95 213V212H94ZM97 213V212H96ZM104 213V212H103ZM129 213V212H128ZM141 213V212H140ZM154 213V212H153ZM153 213H152V216H155V214L153 215ZM256 213V212H255ZM2 214V213H1ZM23 214H25V213H23ZM22 213H21V215H23ZM31 214V213H30ZM41 214V213H40ZM53 214V213H52ZM57 214H59V213H57ZM100 214V213H99ZM102 214V213H101ZM100 214V215H101ZM106 214H107V212H106ZM118 214H119V211H118ZM134 214H136V213H134ZM165 214V215H166ZM175 214H176V211H175ZM178 214V215H179ZM257 214V213H256ZM3 215V214H2ZM2 215L0 216V224L2 225L3 224V226L4 227H11L12 228V225L11 226H8L9 225V223H8V225H7V221L6 220H8V218H6V220H4L3 218H2ZM5 215H7V214H5ZM5 215H3V216H5ZM15 215V214H14ZM17 215V214H16ZM42 215V214H41ZM44 215V214H43ZM50 215H51V213H50ZM69 215V214H68ZM75 215V214H74ZM91 215V214H90ZM93 215V214H92ZM95 216H96V214H94ZM98 215V214H97ZM105 215V214H104ZM116 215V214H115ZM121 215V214H120ZM157 216H158V214H156ZM263 215V214H262ZM8 216H10V215H8ZM19 216V215H18ZM17 216V217H18ZM28 216V215H27ZM34 216H39V215H34ZM63 216V215H62ZM73 216V215H72ZM140 216V215H139ZM175 216V215H174ZM173 216V217H174ZM264 216V215H263ZM12 217V216H11ZM31 217V216H30ZM43 217V216H42ZM58 217V216H57ZM65 217H66V214H65ZM97 217H99V216H97ZM119 217V216H118ZM178 216L176 215V218H177ZM184 217H186L185 219H184ZM15 218V217H14ZM13 218V219H14ZM25 218H27L28 219V217H25ZM44 218H46V216L44 217ZM63 218H64V216H63ZM73 218V217H72ZM80 218H81V215H80ZM92 218H93V216H92ZM125 218V217H124ZM152 218V217H151ZM168 218V217H167ZM180 218V217H179ZM203 218V219H202ZM10 219V218H9ZM16 219V218H15ZM20 219V218H19ZM22 219V218H21ZM56 219V218H55ZM55 219H53V220H55ZM58 219V218H57ZM60 219V218H59ZM69 219V218H68ZM70 219H71V217H70ZM97 219V218H96ZM136 219H138V218H136ZM142 219H143V216H142ZM145 219V218H144ZM148 219H150V218H148ZM147 219V220H148ZM161 219V218H160ZM163 219H164V217H163ZM178 219V218H177ZM216 219V220H215ZM255 219V220H254ZM24 220V219H23ZM26 220V219H25ZM36 220V219H35ZM33 221V222H37V221ZM50 220V219H49ZM61 220V219H60ZM83 220V219H82ZM135 220V219H134ZM146 220V221H147ZM154 220H155V218H154ZM162 220V219H161ZM170 219H168V221H169ZM178 220H180V219H178ZM217 220H221V222L222 223H220V222H216ZM262 220V219H261ZM21 221V220H20ZM29 221V223H30V219L28 220ZM39 221H40V219H39ZM38 221V222H39ZM43 221V220H42ZM50 221H52V220H50ZM49 221V222H50ZM56 221V220H55ZM59 221V220H58ZM62 221H64V220H62ZM78 221H79V217H78ZM88 221V220H87ZM93 221H94V219H93ZM136 221H138V220H136ZM186 221V220H185ZM22 222V221H21ZM25 222V221H24ZM45 222V221H44ZM47 222V221H46ZM49 222H47V223H49ZM57 222V221H56ZM55 222V223H56ZM61 222V221H60ZM65 222V221H64ZM67 222V221H66ZM65 222V223H66ZM69 222V221H68ZM72 222H73V220H72ZM98 222V221H97ZM118 222V221H117ZM132 222V221H131ZM134 222V221H133ZM152 222H153V220H152ZM167 222V221H166ZM13 223V222H12ZM34 223V224H35ZM64 223V224H65ZM69 223H71V222H69ZM91 223V222H90ZM121 223H122V220H121ZM124 223V222H123ZM144 223V222H143ZM168 223V222H167ZM166 223V224H167ZM170 223V222H169ZM262 223V222H261ZM11 224V223H10ZM18 224V223H17ZM22 224V223H21ZM28 223H26L25 224V226L27 225ZM43 224V223H42ZM74 224V223H73ZM72 224V225H73ZM75 224H79V222H75ZM80 224H81V222H80ZM118 224H120V223H118ZM126 224V223H125ZM129 224V223H128ZM127 224V225H128ZM150 224H151V222H150ZM150 224L148 223L147 224V226L148 227H150V229L149 230H151V232L153 231V229L151 228V226H153L152 224H151V226H150ZM154 224V227L157 225V224H159V223H153ZM156 224V225H155ZM162 224V223H161ZM171 224V223H170ZM258 224V223H257ZM13 225H15V224H13ZM20 225V224H19ZM18 225V226H19ZM23 225H24V223H23ZM22 225V226H23ZM30 225H31V223H30ZM40 225V224H39ZM70 225V224H69ZM71 225V226H72ZM83 225H84V223H83ZM101 225V224H100ZM103 225V224H102ZM113 225V224H112ZM132 225H137V224H132ZM143 225V224H142ZM141 225V226H142ZM185 225V226H186ZM259 225V224H258ZM2 226V227H3ZM17 226V225H16ZM28 226H29V224H28ZM36 226V225H35ZM50 226H51V224H50ZM56 226H57V224H56ZM66 226V225H65ZM70 226V227H71ZM88 226V225H87ZM91 226V225H90ZM120 226V225H119ZM130 226V225H129ZM138 226H139V223H138ZM146 226V228L148 229V227ZM159 226V225H158ZM169 226V225H168ZM264 226V225H263ZM4 228V229H8V228ZM14 227V226H13ZM30 227H32V225L30 226ZM41 227V226H40ZM63 227V226H62ZM69 227V226H68ZM76 227V226H75ZM79 227H81V226H79ZM89 227V226H88ZM98 227V226H97ZM105 227V226H104ZM106 227H108V226H106ZM140 227V226H139ZM153 227V228H154ZM157 227V226H156ZM160 227H162V226H160ZM164 227V226H163ZM162 227V228H163ZM165 227H167V226H165ZM165 227H164V229H165ZM186 227H188V226H186ZM8 229L7 231L9 232V230H13V228L12 229ZM16 227H14V229H15ZM19 228H21V227H19ZM19 228H17V230L19 231ZM29 228V227H28ZM35 227H33V229H34ZM37 228H39V227H37ZM65 228V227H64ZM73 228V227H72ZM85 228V227H84ZM83 228V229H84ZM134 228V227H133ZM138 228V227H137ZM144 228V227H143ZM159 228V227H158ZM168 228V227H167ZM0 229H1V227H0ZM22 230L21 231H23V228H21ZM29 229H31V228H29ZM44 229H45V227H44ZM48 229V228H47ZM79 229V228H78ZM95 229V228H94ZM98 229V228H97ZM114 229V228H113ZM135 229V228H134ZM160 229V228H159ZM159 229H158V231H156V232H160L159 231ZM263 229V228H262ZM2 230V229H1ZM35 230V229H34ZM49 230V229H48ZM52 230H54V229H52ZM60 230H61V228H60ZM72 230V229H71ZM99 230H100V228H99ZM111 231H112V229H110ZM128 230V229H127ZM137 230V229H136ZM138 230H140V229H138ZM138 230H137V232H138ZM155 230H157V229H155ZM161 230V229H160ZM163 230V229H162ZM18 231H16L17 233H16V235L14 236L16 239V241L18 240V241H22L23 242V247H24V240H25V237H24V235L25 234H27V233H25V234H23V233H21V232H18ZM38 231V230H37ZM55 231V230H54ZM62 231V230H61ZM60 231V232H61ZM64 231H66L65 229H64ZM89 231V230H88ZM115 231H117V230H115ZM124 231V230H123ZM135 231V230H134ZM141 231V230H140ZM140 231H139V233H140ZM145 232L144 233H146V234H148L149 235V233H151L150 231H149V233L148 232H146V230H144ZM168 231V232H167ZM191 232H193L192 230H190ZM241 231V232H240ZM263 231H264V229H263ZM38 232H41V231H38ZM75 232H78V231H75ZM105 232V231H104ZM103 232V233H104ZM124 232H126V231H124ZM129 232V231H128ZM142 232V231H141ZM162 232H165V231H162ZM235 232H238V233H240V234H234L233 235V233H235ZM3 233H5V232H3ZM29 233V232H28ZM90 233H92V232H90ZM96 233H97V231H96ZM102 233V234H103ZM116 233V232H115ZM131 233V232H130ZM136 233V232H135ZM134 233V234H135ZM143 233V232H142ZM143 233V234H144ZM166 233H164V234H166ZM205 233V234H207V237H205L206 235L203 234ZM9 234V233H8ZM11 234V233H10ZM13 234V233H12ZM23 234V235H22ZM58 234V233H57ZM60 234V233H59ZM69 234H71V233H69ZM73 234V233H72ZM87 234V233H86ZM110 234V233H109ZM128 234V233H127ZM138 234V233H137ZM158 234L159 235H161L160 233H157V236H158ZM192 236H191V235ZM30 235V234H29ZM61 235H63V234H61ZM84 235V234H83ZM106 235H107V233H106ZM118 235H119V233H118ZM136 235V234H135ZM135 235H132L131 236V238H130V236L129 237H127V238H130V241L132 242L130 245H132V244H137V240H136V237H135ZM139 235V234H138ZM154 234H153V232H152V236H153ZM156 235V234H155ZM163 235V234H162ZM5 236H6V234H5ZM13 236V235H12ZM47 236V235H46ZM49 236V235H48ZM56 236V235H55ZM54 236V237H55ZM69 236V235H68ZM93 236V235H92ZM97 236V235H96ZM114 236H116V235H114ZM133 236H134V238L135 239H133ZM140 236H145V235H140ZM150 236V235H149ZM149 236H147L148 238H149ZM166 236V235H165ZM4 237V236H3ZM44 237V236H43ZM91 237V236H90ZM102 237V236H101ZM113 237V236H112ZM11 238V237H10ZM29 238H33V237H29ZM35 238V237H34ZM38 238V237H37ZM60 238H61V236H60ZM79 238V237H78ZM87 238H88V235H87ZM113 238H115V237H113ZM118 238V237H117ZM119 238H120V236H119ZM140 237H138L137 239H139ZM152 238V237H151ZM155 238H157L156 236H155ZM160 237L158 236V238L157 239H159ZM167 238L165 239V237H164V239H163V241L164 240H167ZM262 238V239H261ZM1 239H2V237H1ZM41 240H42V238H40ZM80 239V238H79ZM98 239V238H97ZM103 239V238H102ZM105 239V238H104ZM108 239V238H107ZM143 239V238H142ZM145 239H146V236H145ZM153 239V238H152ZM8 240V239H7ZM62 240V239H61ZM63 240H65V239H63ZM74 240V239H73ZM83 240V239H82ZM88 240H90V239H88ZM96 240V239H95ZM128 240V239H127ZM154 240V239H153ZM162 240V239H161ZM3 241V240H2ZM48 241V240H47ZM51 241V240H50ZM49 241V242H50ZM56 241V240H55ZM80 241V240H79ZM85 241V240H84ZM97 241H99L98 243H100L101 242V239L100 240H97ZM107 241H109V240H107ZM117 241V240H116ZM123 241V240H122ZM142 241V240H141ZM143 241L145 242V240L143 239ZM149 241V240H148ZM152 241V240H151ZM150 241V242H151ZM160 241V240H159ZM169 241V240H168ZM189 241H192L193 243H192V245L193 246H196V248L195 247H192V245L190 246L189 245ZM8 242V241H7ZM25 242H28V240L27 241H25ZM69 242V241H68ZM74 242V241H73ZM72 241L70 242L72 245L73 244H75L76 243V241H75V243H73ZM89 242V241H88ZM112 242V241H111ZM134 242V243H133ZM139 242V241H138ZM144 242H142V243H144ZM6 243V242H5ZM10 243V242H9ZM59 243H60V241H59ZM59 243H57V245L59 244ZM61 243H62V241H61ZM60 243V244H61ZM90 243V242H89ZM92 243V242H91ZM95 243V242H94ZM104 243H105V241H104ZM123 243H124V241H123ZM127 243V242H126ZM141 243V244H142ZM146 243V245H147V242H145ZM145 243H144V245H145ZM155 243V242H154ZM168 243V242H167ZM28 244H30V243H27V245ZM32 244V243H31ZM30 244V245H31ZM34 244V243H33ZM32 244V245H33ZM80 244V243H79ZM86 244V243H85ZM88 244V243H87ZM101 244V243H100ZM99 244V245H100ZM151 244V243H150ZM153 244V243H152ZM191 244V243H190ZM22 245V244H21ZM36 245H38V244H36ZM44 245V244H43ZM50 245V244H49ZM55 245V247H57L56 246V244H54ZM78 245V244H77ZM90 245V244H89ZM94 245V244H93ZM98 245V246H99ZM103 245V244H102ZM108 244H106L105 246H107ZM113 245V244H112ZM138 246L140 245L139 243L137 244ZM159 245H161L160 243H159ZM0 246H2V245H0ZM29 246V245H28ZM41 246H42V244H41ZM47 246H48V244H47ZM51 246V245H50ZM66 246H68V245H66ZM80 246V245H79ZM82 246V245H81ZM105 246L104 247H102L103 249L105 248ZM152 246V245H151ZM158 246V245H157ZM191 248H190V247ZM21 247V246H20ZM39 247V246H38ZM37 247V248H38ZM58 247H60V246H58ZM57 247V248H58ZM63 247V246H62ZM88 247V246H87ZM120 247V246H119ZM33 248V247H32ZM47 248H49V247H47ZM52 248H54V247H52ZM56 248V249H57ZM61 248V247H60ZM71 248V247H70ZM73 248V247H72ZM77 249H78V247H76ZM98 248V247H97ZM99 248H100V246H99ZM132 248V247H131ZM133 248H134V246H133ZM141 248V247H140ZM139 248V249H140ZM157 248L159 249V247H156V250H157ZM163 248H165V247H162L161 246V249H159V250H162ZM29 249H31V248H29ZM28 249V250H29ZM59 249V248H58ZM64 249V248H63ZM62 249V250H63ZM68 249V248H67ZM117 249V248H116ZM128 249V248H127ZM152 249V248H151ZM166 249V248H165ZM178 249V250H177ZM1 250V249H0ZM15 250V249H14ZM32 250V249H31ZM38 250V249H37ZM46 250V249H45ZM61 250V249H60ZM73 250V249H72ZM79 250V249H78ZM90 250H92V248L90 249ZM100 250H101V248H100ZM107 250H108V248H107ZM149 250V249H148ZM166 250H168V249H166ZM170 250V249H169ZM179 250H181V251H183L182 252V254H181V251H180V253H179ZM12 251V250H11ZM34 251V250H33ZM39 251V250H38ZM47 251V250H46ZM48 251H52L51 250V248H50V250H48ZM58 251V250H57ZM63 251H65V250H63ZM62 251V252H63ZM76 251V250H75ZM110 252H111V249L109 250ZM133 251V250H132ZM136 251V250H135ZM140 250H138V252H139ZM158 251V250H157ZM186 253H185V252ZM5 252V251H4ZM24 252V251H23ZM23 252H21V253H23ZM29 252V251H28ZM71 252V251H70ZM81 252V251H80ZM90 252V251H89ZM102 252V251H101ZM100 252V253H101ZM108 252V251H107ZM106 252V248H105V250H104V252H102V254L105 256V257H108L109 258V256H111L112 254L110 253V252H108L107 253ZM113 252V251H112ZM117 252V251H116ZM134 252V251H133ZM162 252H164V251H162ZM7 253V252H6ZM48 253V252H47ZM51 253H53V252H50V254ZM56 254V256L57 255H59V254H57L58 252H55ZM59 253H60V251H59ZM64 253V252H63ZM68 253V252H67ZM91 253V255H92V252H90ZM94 253H95V251H94ZM166 253V252H165ZM9 254V253H8ZM18 254V253H17ZM40 254H42V253H40ZM49 253H48V255H50ZM65 254V253H64ZM77 254V253H76ZM86 254V252L84 253V256H82L83 258H84V261H85V258L87 259L88 257L85 255ZM96 254H98V253H96ZM95 254V255H96ZM102 254L100 255L99 254V258L100 259H102V260H100V261H97L98 260V257L95 259V261H97V262H94L95 264H108L107 262H105L106 260H105V258H104V260H103V258H101L102 257ZM110 254V255H109ZM123 254V255H122ZM43 255V254H42ZM61 255V254H60ZM107 255V256H106ZM109 255V256H108ZM125 255H128L127 253L125 254ZM2 256H4V255H2ZM12 256V255H11ZM23 256H26V254L25 255H23ZM22 256V257H23ZM37 256V255H36ZM47 256V255H46ZM53 256H54V254H53ZM61 256H63V255H61ZM65 256V255H64ZM98 256V255H97ZM103 256V257H104ZM116 256V255H115ZM118 256H116V257H118ZM131 256V257H130ZM48 257V256H47ZM59 257V256H58ZM94 257V256H93ZM115 257V258H116ZM2 258V257H1ZM10 258V257H9ZM32 258V257H31ZM35 258V257H34ZM42 258V257H41ZM45 258V257H44ZM49 258V257H48ZM81 258V257H80ZM83 258H82V262L81 261H79L81 264L82 263H85V262H83ZM95 258V257H94ZM108 258H107V260H108ZM113 257H111V259H112ZM118 258V259H119ZM159 258V259H158ZM3 259V258H2ZM17 259V258H16ZM15 259V260H16ZM22 259H24V258H22ZM30 259V258H29ZM56 259V258H55ZM68 259H70V258H68ZM75 259V258H74ZM117 259V258H116ZM122 259H123V261L124 262H122ZM31 260H33V259H31ZM45 260V259H44ZM59 260V259H58ZM64 260V259H63ZM17 262V264H23V262H25L26 263V260L25 261H20L21 263H19V258L16 260ZM38 261H40V260H38ZM49 261V260H48ZM76 261H78V260H76ZM75 261V262H76ZM94 261V260H93ZM114 261H115V259H114ZM113 261V262H114ZM158 261H159V263H158ZM173 262V263H171V262ZM10 262V261H9ZM31 262H33V261H31ZM30 262V263H31ZM59 262V261H58ZM62 262V261H61ZM71 262V261H70ZM110 262V261H109ZM2 263V262H1ZM6 263V262H5ZM11 263V262H10ZM15 263V264H16ZM35 263V262H34ZM46 263V262H45ZM49 263V262H48ZM50 263H51V261H50ZM68 263H69V261H68ZM89 263H90V261H89ZM112 263V262H111ZM115 263V262H114ZM118 263V262H117ZM3 264H4V262H3ZM29 264V263H28ZM47 264V263H46ZM63 264V263H62ZM65 264H67V263H65ZM73 264V263H72ZM78 264V263H77ZM93 264V263H92Z\"/></svg>",
	"mask_w": 264,
	"mask_h": 264
}]
</instances>
